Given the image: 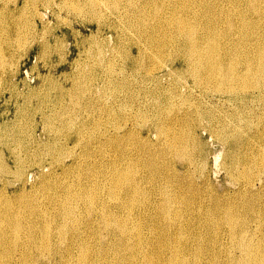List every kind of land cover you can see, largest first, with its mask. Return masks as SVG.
Masks as SVG:
<instances>
[{
	"label": "bare ground",
	"instance_id": "bare-ground-1",
	"mask_svg": "<svg viewBox=\"0 0 264 264\" xmlns=\"http://www.w3.org/2000/svg\"><path fill=\"white\" fill-rule=\"evenodd\" d=\"M9 1V0H7ZM41 1V0H40ZM45 1V0H44ZM46 0L45 2H47ZM50 1V0H49ZM52 1V0H51ZM54 1V0H53ZM69 1V0H68ZM73 1V0H72ZM70 1V2H72ZM76 1V0H75ZM82 1V0H81ZM84 1V0H83ZM106 0H87V5L92 9L91 14H95L93 10L95 8H99L102 4L103 6ZM108 1V0H107ZM111 1V3H110ZM108 1L110 4H112V0ZM121 0H116L114 4V8L118 10L117 6L118 2ZM7 3V5L10 4ZM23 2V1H22ZM34 2H37L36 0ZM61 2V1H59ZM67 2V0L64 1V3ZM80 2V1H79ZM78 1L76 3H79ZM124 2V1H123ZM123 2L121 4H123ZM1 3V2H0ZM3 4L4 0L2 1ZM13 3V2H12ZM11 3V4H12ZM43 4V2H40ZM55 3V2H53ZM74 3V2H73ZM81 3V2H80ZM79 3V5H80ZM86 1L84 2V4ZM125 3V2H124ZM27 2L25 3L26 6ZM33 4V3H31ZM38 4V2H37ZM45 4V3H44ZM43 4V5H44ZM59 4V3H57ZM66 4V3H65ZM68 4V3H67ZM108 4V3H107ZM126 4V3H125ZM128 4V5H127ZM127 6L126 7V20L127 24L125 23V27L129 28L130 31V36L129 38L132 39L130 41L132 44H135L134 46L137 47V54L133 55L134 50L131 49L130 52H127L128 50L126 49L125 53V60L129 62L130 64V69H131V74H143V78L146 77L151 81L157 82V86H163L161 82L162 79L168 76H173L174 72L178 73L177 68L178 67H183V72L181 75H184L186 80L182 81L183 83V88L180 89L177 87V85H174L173 87L171 86L170 88L165 90V94H167L168 99L165 100V102L168 104L167 106L163 104L162 101L157 100L153 105H150V109L148 110V113H144L141 108H139L140 111H136L133 116L134 122L130 121V118H128V114L131 113V110L128 114H126L124 109L127 107V105H130L132 108L134 107L131 104H128L129 101L127 100L125 94L122 95V97L119 99L117 102V108L115 110V114L113 115L114 117L118 118L119 121H122L121 123H117L118 125L114 128H116V133L113 135H107L109 129H103L100 132V139H93L92 143L94 144L99 143L97 148L101 147L99 149L100 151L103 149L104 146L111 145L110 149L113 146L116 148H119L120 150L117 149L118 154L120 156H117L116 160H110L108 162H97L99 160H93L95 161L93 164L92 163H86L85 165L87 166V169L89 172H85L84 174H81L82 177H80L79 180L70 183L69 185L63 186L64 189H62L60 193V203H57V209L58 211L56 212L55 215H57L60 218H63V220L60 222L63 223L60 226L58 224L55 226H58L55 228L51 227L50 221L46 218L43 219V223L41 222V227H24V224L22 223L21 219L17 215H19V211L16 214L13 212L16 210H12L7 204L8 207H3L4 210L3 212L0 211V264H55L58 262V264H200L201 261V251L194 250L196 249L195 246L198 243H203L202 241H206L209 239V242H220L219 239L217 238L218 236V231L222 226L229 227L228 230H226V235L228 236V239H231V244L232 247L235 249L237 248L238 251L240 250L241 256H232L229 255V258L227 259V264H264V249H263V244H264V237L262 236L261 238L254 239L253 237L247 235V221H246V216L244 217V213H247L248 210H255V208L252 205V202L247 199L248 193L254 192L253 188L256 186L255 181L257 179L259 183L262 182V179L259 178H250L251 174L249 175L250 170H248V162H251L250 160L255 159V155H249L247 154L244 150L248 148L254 147L256 140L253 137L246 136L244 134L243 125H236L227 123V120L225 121H220L218 119V116H215L216 114L213 113V109H204L203 105L198 104V103H192L194 99L192 98V102L189 101L188 98L186 100L184 99L185 94L182 92L186 93L187 90L191 91V94L194 92H199V94L202 97H209L208 102L210 104H213V99L218 98V100L222 101H227L231 102L230 104H233L236 106H243L246 107L250 101L254 99H259L263 100L264 99V0H128L127 1ZM14 5V4H13ZM22 5V4H21ZM24 5V4H23ZM51 5L50 3L48 6ZM60 5V4H59ZM64 5V4H62ZM70 5V4H68ZM67 5V7H68ZM75 5V4H74ZM73 5V6H74ZM79 6L78 4H76ZM75 5V6H76ZM82 5V4H81ZM85 5V8L86 6ZM19 6V5H17ZM35 4L34 9H35ZM45 6V5H44ZM72 6V4L70 5ZM73 6L71 9L72 10ZM84 7V5H82ZM82 6L77 7L78 11L82 10ZM236 6V7H235ZM237 6H239L237 8ZM31 7V6H30ZM47 7V6H46ZM45 7V9H46ZM50 7V6H49ZM52 7V6H51ZM58 7V5L56 6ZM62 7V6H59ZM66 7V6H65ZM102 7V6H101ZM109 7V5L105 6ZM111 7V6H110ZM112 7V8H113ZM231 7L232 9H230ZM7 8V7H6ZM22 8V7H21ZM24 8V7H23ZM27 8V7H25ZM29 8V7H28ZM44 8V7H43ZM48 8V7H47ZM76 8V9H77ZM84 8V9H85ZM88 8V7H87ZM111 8V9H112ZM14 9V8H13ZM16 9V7H15ZM39 9V7L37 8ZM50 9V8H49ZM67 9V8H65ZM80 9V10H79ZM106 9V8H104ZM109 9V8H108ZM7 10V9H5ZM20 10V9H19ZM27 11V9H25ZM56 10V9H54ZM60 10V9H59ZM68 10V9H67ZM68 10V11H69ZM101 10V9H100ZM121 10V9H120ZM123 10V9H122ZM12 11V10H11ZM9 10V12H11ZM24 12V10L22 9ZM48 11V10H47ZM62 11V10H61ZM60 11V13H61ZM73 11V10H72ZM71 11V12H72ZM75 11V10H74ZM73 11V13H75ZM97 11V10H96ZM110 11V10H109ZM116 11V10H114ZM13 12H15L13 10ZM21 12V11H20ZM35 12V11H34ZM51 12V11H50ZM58 12V11H57ZM67 12V11H66ZM70 12V13H71ZM77 12V11H76ZM81 12V11H80ZM78 12V13H80ZM84 12V11H82ZM81 12V13H82ZM86 12V11H85ZM105 12V11H104ZM103 12V13H104ZM108 12V11H107ZM106 12V13H107ZM112 12V11H111ZM119 12V11H118ZM123 12V11H122ZM120 12V13H122ZM4 13V12H3ZM2 13V15H4ZM16 13V12H15ZM19 13V12H18ZM36 13V12H35ZM34 13V15H35ZM38 13V12H37ZM36 13V14H37ZM40 13V11H39ZM38 13V16H39ZM42 13V12H41ZM53 13V10H52ZM69 13V15H71ZM77 13V15H78ZM80 13V14H81ZM113 13V12H112ZM8 14V13H7ZM13 14V13H12ZM11 14V15H12ZM28 14V13H26ZM86 14V13H85ZM102 14V13H101ZM115 15V13H113ZM1 15V16H2ZM11 15L9 18H11ZM14 15V14H13ZM12 15V24H10L8 30L10 32V37H13L15 35H20V33L23 32L22 29L23 26L20 25L19 20L16 21L15 16ZM25 15V14H22ZM43 15V14H41ZM55 15V14H54ZM63 15V14H62ZM76 15V13H75ZM84 15V13H83ZM87 15V14H86ZM100 15V14H98ZM107 15V14H106ZM110 15V12H109ZM112 15V14H111ZM118 15V14H117ZM31 16V13L30 15ZM44 16V15H43ZM46 16V15H45ZM58 16V15H56ZM55 16V17H56ZM67 16V15H66ZM73 16V15H72ZM80 16V15H78ZM89 16V15H88ZM94 16V15H93ZM97 16V15H95ZM101 16V15H100ZM124 15H122L123 17ZM256 16L257 18H255ZM5 17V16H4ZM36 17V15H35ZM65 17V15L63 16ZM68 17V16H67ZM66 17V18H67ZM76 17V16H75ZM74 17V18H75ZM98 17V16H97ZM111 17V16H110ZM121 17V16H120ZM121 17V18H122ZM1 18V17H0ZM7 18V17H6ZM20 18H24L20 16ZM25 18H27L25 16ZM41 18V16H39ZM44 18V17H43ZM42 18V21H43ZM62 18V17H61ZM72 18V17H71ZM79 18V17H78ZM83 18V17H82ZM99 18V17H98ZM116 17H114L115 20ZM119 18V17H118ZM2 19V18H1ZM30 19V18H29ZM32 19V18H31ZM46 18H44L45 20ZM59 19V18H58ZM65 19V18H64ZM90 19V18H88ZM103 19V15L102 18ZM109 19V18H108ZM6 20V19H5ZM8 20V19H7ZM10 20V19H9ZM28 20V19H27ZM62 20V19H61ZM71 20V19H69ZM111 20V18H110ZM118 20V19H117ZM122 20V19H121ZM124 20V19H123ZM122 20V21H123ZM26 21V20H24ZM23 21V22H24ZM29 21V20H28ZM33 21V20H32ZM40 21V20H39ZM41 21V22H42ZM51 21V20H50ZM100 21V20H99ZM108 21V20H107ZM2 22V21H1ZM6 22V21H5ZM22 22V23H23ZM35 22V20H34ZM45 22V21H44ZM49 20L47 21V23ZM60 22V21H59ZM64 22V21H63ZM66 22H69L68 20ZM65 22V23H66ZM76 22V21H75ZM74 22V23H75ZM126 22V21H125ZM8 23V22H6ZM32 23V22H31ZM50 23V22H49ZM55 23V22H52ZM88 23V22H87ZM93 23V22H92ZM95 23V21H94ZM108 23V22H107ZM114 23V22H113ZM112 23V24H113ZM121 24L122 22L119 21ZM124 23V22H123ZM25 24V23H24ZM34 24V23H33ZM36 24V22H35ZM43 24V23H42ZM51 24V23H50ZM56 24V23H55ZM58 24H61L58 23ZM99 24V22H98ZM102 24V23H101ZM115 24V23H114ZM3 25V24H2ZM8 25V24H7ZM29 25V24H28ZM46 25V24H45ZM53 25V24H52ZM51 25V26H52ZM65 25V24H64ZM94 25V24H93ZM22 26V28H21ZM33 26V25H32ZM31 26V27H32ZM35 26V25H34ZM37 26V25H36ZM43 26V25H42ZM63 26V25H62ZM67 26V25H66ZM71 26V25H70ZM82 26V24H81ZM117 26V25H116ZM122 26V25H121ZM124 26V25H123ZM122 26V27H123ZM2 27V26H1ZM0 27V28H1ZM4 27V26H3ZM6 27V26H5ZM27 27V26H26ZM30 27V25H29ZM30 27V28H31ZM40 27V26H39ZM65 27V26H64ZM63 27V28H64ZM99 27V26H98ZM97 27V28H98ZM112 27V26H111ZM121 27V28H122ZM45 28V26H44ZM48 28V25H47ZM61 28V27H60ZM66 28V27H65ZM118 28V27H117ZM5 29V28H4ZM22 29V31H21ZM29 29V28H28ZM27 29V30H28ZM35 29V28H34ZM32 27V30H34ZM37 29V28H36ZM41 29V28H40ZM50 29V28H48ZM47 29V30H48ZM69 29V28H68ZM73 29V27H72ZM103 29V28H102ZM31 30V29H30ZM53 30V28H52ZM74 30V29H73ZM77 30V29H76ZM115 30V29H114ZM126 30V29H125ZM2 31V30H1ZM4 31V30H3ZM51 31V30H50ZM47 32L48 33H50ZM101 31V29H100ZM120 31V30H119ZM122 31V30H121ZM120 31V32H121ZM128 31V30H127ZM26 32V31H25ZM34 32V31H33ZM43 32V31H42ZM53 32V31H52ZM51 32V34H52ZM73 32V31H71ZM79 32V31H78ZM103 32V31H102ZM123 32V31H122ZM3 33V32H2ZM6 33V32H5ZM24 33V32H23ZM27 33V32H26ZM25 33V34H26ZM32 32H29L30 34ZM40 33V32H39ZM38 33V34H39ZM63 33V32H62ZM99 33V32H98ZM101 33V32H100ZM126 33V32H125ZM124 33V34H125ZM128 33V34H129ZM1 34V32H0ZM36 34V33H35ZM55 34V33H54ZM68 34V33H67ZM72 34V33H71ZM123 34V33H121ZM123 34V35H124ZM6 35V34H5ZM4 35V37H5ZM8 35V36H9ZM24 35V34H22ZM41 35V34H40ZM42 34L41 36H43ZM92 35V34H91ZM98 35V34H97ZM100 35V34H99ZM98 35V36H99ZM16 36V37H17ZM29 36V35H28ZM31 36V34H30ZM30 36L28 38H30ZM33 36V34H32ZM37 36V34H36ZM47 36V35H46ZM63 36V35H62ZM61 36V37H62ZM79 36V35H78ZM83 36V35H82ZM89 36V35H88ZM87 36V37H88ZM110 36V35H109ZM235 36L238 38H235ZM8 37V38H10ZM20 37V36H19ZM39 37V36H38ZM53 37V35H52ZM86 37V38H87ZM92 37V36H90ZM115 37V36H114ZM121 37V36H120ZM118 36V39L120 38ZM2 38V37H1ZM27 39V37H23ZM41 38V37H39ZM38 38V40H40ZM43 38V37H42ZM46 38V37H44ZM59 38V37H58ZM83 38V37H82ZM102 38V37H101ZM106 38V37H104ZM117 38V36H116ZM124 38V37H123ZM254 42H250L249 40ZM14 39V38H13ZM20 41L22 40L19 38ZM32 39V38H31ZM33 39H36V37ZM48 39V36H47ZM52 39V38H51ZM97 39V38H96ZM93 39V40H96ZM99 39V38H98ZM107 39V38H106ZM110 39V38H109ZM115 39V38H114ZM5 40V39H3ZM12 40V38H11ZM28 40V39H27ZM25 40V41H27ZM60 40V39H59ZM90 41V39H88ZM225 40V41H224ZM2 41V40H1ZM0 41V42H1ZM10 39L8 40L9 43ZM24 42V40H22ZM32 41V40H31ZM37 41V40H36ZM35 41V43H36ZM56 41V40H55ZM99 43V40H97ZM101 41V40H100ZM103 41V40H102ZM101 41V42H102ZM227 41V42H226ZM16 45H19L18 41H14ZM22 42V43H23ZM28 42V41H27ZM26 42V43H27ZM30 42V41H29ZM41 42V41H40ZM43 42V40H42ZM41 42V43H42ZM93 42V41H92ZM90 41V43H92ZM113 42V41H112ZM122 42V41H121ZM125 42V40H124ZM3 43V41L1 42ZM0 43V44H1ZM13 43V42H12ZM18 43V44H17ZM21 43V44H22ZM25 43V44H26ZM33 43V42H32ZM32 43H28L32 44ZM39 43V42H37ZM89 43V44H90ZM119 43V42H118ZM11 44V43H10ZM9 44V45H10ZM24 44V43H23ZM44 44V43H43ZM41 44V46L43 45ZM48 44V43H47ZM55 44V43H54ZM61 44V42H60ZM59 44V45H60ZM63 44V43H62ZM86 44V43H85ZM88 44V43H87ZM97 44V43H95ZM113 44V43H112ZM128 44V42L126 43ZM50 45V44H49ZM57 45V44H56ZM65 45V44H64ZM75 45V44H74ZM92 45V44H91ZM105 45V42H104ZM116 45V44H115ZM122 45V44H120ZM130 45V43H129ZM1 46V45H0ZM4 44H2V47ZM6 46V45H5ZM12 46V44L10 45ZM14 46V44H13ZM24 46V45H23ZM31 46V45H30ZM48 46V45H47ZM98 46V44H97ZM101 46V45H100ZM106 46V45H105ZM128 46V45H127ZM1 47V48H2ZM8 47V45H7ZM17 47V48H16ZM16 51L18 49V46H16ZM46 47V46H45ZM55 47V46H54ZM61 47V46H60ZM64 47V46H63ZM62 47V48H63ZM102 47V46H101ZM118 47V46H116ZM114 47V48H116ZM120 47V46H119ZM25 46L23 47V49ZM32 48V47H31ZM66 48V47H65ZM95 48V47H94ZM99 49V47H97ZM130 49V47L128 46ZM132 48V47H131ZM169 48L177 49V54L176 57L172 56L173 51L168 50ZM3 49V48H2ZM22 49V47L20 48ZM43 49V47H42ZM45 49V48H44ZM92 49V48H91ZM101 49V48H100ZM106 49V48H105ZM111 49V48H110ZM118 49V48H117ZM122 49V48H121ZM136 49V48H135ZM1 50V49H0ZM26 50V49H25ZM23 50V52L25 51ZM48 51V49L46 48ZM58 50V49H57ZM54 50V51H57ZM63 50L64 53V48L60 49V51ZM84 50V47H83ZM82 50V51H83ZM93 50V49H92ZM91 50V51H92ZM104 50V47H103ZM115 50V49H114ZM120 50V49H119ZM118 50V51H119ZM168 50V52H167ZM6 52V50H4ZM3 50L0 51V54H3ZM9 51V50H8ZM7 51V52H8ZM15 51V52H16ZM30 51V50H29ZM37 52L36 50H34ZM53 51V52H54ZM59 51V52H60ZM66 51V50H65ZM98 51V50H97ZM169 51H172L170 53ZM31 52V51H30ZM46 52V51H45ZM50 52V51H49ZM80 52V51H79ZM94 52V51H93ZM99 52V51H98ZM102 52V51H101ZM112 52V51H111ZM123 53L122 51H120ZM19 53H22L20 50ZM25 53V52H24ZM28 52H26L27 54ZM44 53V51H43ZM58 53V52H57ZM92 53V52H91ZM97 53V52H95ZM104 52H102V55ZM110 53V52H109ZM176 53V52H175ZM18 54V53H17ZM29 54V53H28ZM45 54V53H44ZM51 54V53H49ZM49 54L47 56H49ZM60 53H58L59 55ZM89 54V53H88ZM87 54V55H88ZM93 54V53H92ZM114 54V53H113ZM119 54V53H118ZM115 53V55H118ZM4 55V54H3ZM16 55V54H14ZM22 55V54H21ZM20 55V56H21ZM39 55V54H38ZM96 55V54H95ZM101 55V56H102ZM114 55V56H115ZM13 56V55H11ZM10 56V58H12ZM26 56V55H25ZM52 56V55H50ZM49 56V57H50ZM54 56V55H53ZM56 56V55H55ZM85 56V55H84ZM90 56V54H89ZM94 56V55H92ZM90 56V59L92 58ZM97 56V55H96ZM95 56V57H96ZM100 56V55H99ZM112 56V54H111ZM114 56L112 57L114 59ZM121 56V55H118ZM5 57V56H4ZM16 57V56H14ZM19 57V56H17ZM86 57V56H85ZM105 58V55L102 56ZM101 57V58H102ZM108 57V56H107ZM122 57V56H121ZM3 59V57H1ZM6 58V57H5ZM9 58V56H8ZM20 58V57H19ZM22 58V57H21ZM41 58V57H40ZM39 58V59H40ZM61 58V57H60ZM65 58V57H64ZM79 58V57H78ZM100 57H97V59ZM111 58V60H113ZM117 58V57H116ZM115 58V60H117ZM162 58H167L169 63H165L164 65H159L160 61L159 59ZM0 59V60H2ZM45 59V57H42V60ZM63 59V56H62ZM84 59V58H82ZM96 59V58H92ZM109 59V58H108ZM120 59V58H119ZM118 59V60H119ZM5 60V59H4ZM7 60V58H6ZM9 60V59H8ZM21 60V59H20ZM27 60V59H26ZM35 60V59H34ZM46 60V59H45ZM76 61V59H74ZM73 60V61H74ZM100 60V59H99ZM114 60V61H115ZM121 60V59H120ZM147 60V62H146ZM12 61V59H11ZM13 61H16L15 58ZM41 61V60H39ZM44 61V60H43ZM65 61V59H64ZM74 61V62H75ZM88 61V60H87ZM91 61V60H90ZM89 61V64H90ZM94 61V60H93ZM110 61V60H109ZM123 61V60H122ZM2 62V61H1ZM0 62V63H1ZM6 62V61H5ZM19 63L18 61H16ZM21 62V61H20ZM38 62V61H37ZM63 62V61H62ZM59 61V64L62 63ZM67 62V60H66ZM73 62V63H74ZM78 62V61H77ZM81 61H79L80 63ZM103 62V60H102ZM162 62V61H161ZM9 63V62H8ZM6 64L8 67L9 64ZM46 63V62H45ZM99 63H101L99 61ZM107 63V61H106ZM105 63V64H106ZM109 63V62H108ZM126 63V62H125ZM15 64V63H14ZM34 64V63H33ZM58 64V62H57ZM66 64V63H65ZM84 64V63H82ZM94 64V63H93ZM110 64V63H109ZM112 64V63H111ZM114 64V62H113ZM128 64V63H127ZM162 64V63H161ZM1 65V64H0ZM12 65V64H11ZM10 65V66H11ZM64 65V64H63ZM86 65V64H85ZM99 65V64H98ZM97 65V66H98ZM121 65V64H120ZM159 65V66H158ZM5 66V65H3ZM5 66V68H6ZM13 66V65H12ZM11 66V67H12ZM37 67V65H35ZM44 66V65H43ZM60 66V65H59ZM81 66V65H80ZM87 66V65H86ZM95 66V65H94ZM103 66V65H102ZM108 66V65H107ZM116 66V65H115ZM119 66V65H118ZM126 66V65H124ZM2 67V66H0ZM15 67V66H14ZM45 67V66H44ZM73 67V66H72ZM83 67H85L83 65ZM82 67V70L84 69ZM100 67V66H99ZM3 68V67H2ZM1 68V69H2ZM13 68V67H12ZM16 68V67H15ZM54 68V67H53ZM53 68L51 70H53ZM59 68V67H58ZM78 68V67H77ZM76 68V69H77ZM89 68V67H88ZM7 69V68H6ZM80 69V68H78ZM92 69V68H91ZM114 69V68H113ZM116 69V68H115ZM127 69V68H125ZM4 70V68H3ZM19 70V69H18ZM86 70V69H85ZM93 70V69H92ZM7 70H5L6 72ZM13 71V69H12ZM17 71V70H16ZM14 70V72L16 73ZM32 71V70H31ZM30 71V72H31ZM71 71V70H70ZM73 71V70H72ZM77 71V70H76ZM79 71V70H78ZM84 71V70H83ZM87 71H90L87 70ZM87 71H85L87 73ZM101 71V70H100ZM104 71V69H103ZM102 71V73H103ZM115 71V70H114ZM181 71V70H180ZM38 72V71H37ZM84 72V74H85ZM105 72V71H104ZM113 72V71H112ZM123 72V71H122ZM128 72V70H127ZM143 72V73H142ZM3 73V72H2ZM13 73V72H12ZM27 73V72H26ZM82 73V72H79ZM77 72V76L79 74ZM90 73V72H88ZM87 73V74H88ZM8 74V73H7ZM18 74V73H17ZM34 74V73H33ZM40 74V73H39ZM81 74V75H84ZM110 74V73H109ZM114 74V73H113ZM117 74V73H116ZM124 74V73H123ZM129 74V73H128ZM127 74V75H128ZM128 75V76H131ZM50 75V74H49ZM64 75V74H63ZM90 75H92L90 73ZM95 75V73H94ZM180 75V74H179ZM5 76V75H4ZM14 76V75H12ZM41 76V75H40ZM59 76V75H58ZM80 76V74H79ZM111 76V75H110ZM121 76V75H120ZM138 76V75H137ZM176 76V75H175ZM174 76V77H175ZM2 77V76H1ZM15 77V76H14ZM27 77V76H26ZM44 77V76H43ZM67 76H65V80ZM87 77V75H86ZM140 77V76H139ZM188 77L191 78V83L188 84ZM25 78V77H24ZM60 78V77H59ZM68 78V77H67ZM75 78V76H74ZM79 78V77H78ZM76 78V79H78ZM84 78V76H82ZM80 80H83V79ZM93 78V76H92ZM112 78V77H111ZM110 78V79H111ZM118 78V76H117ZM133 78V77H132ZM176 78V77H175ZM178 78V77H177ZM16 79V78H15ZM71 79V78H70ZM121 85L123 87H127L126 83L128 82V79L121 78ZM9 80V79H8ZM21 80V79H20ZM25 80V79H24ZM29 80V79H28ZM73 80V79H72ZM87 80V79H85ZM171 79H169L170 81ZM2 81V80H0ZM4 81V80H3ZM2 81V82H3ZM30 81V80H29ZM44 81V80H43ZM89 81V80H87ZM99 81V80H98ZM130 81V80H129ZM134 81V79H133ZM131 80V82H133ZM176 81V80H175ZM8 82V81H7ZM22 82V80L20 81ZM76 82V81H75ZM74 82V83H75ZM80 82V81H79ZM82 82V81H81ZM103 82V81H101ZM110 82V81H108ZM119 82V81H118ZM144 82V80H142ZM190 82V81H189ZM10 83V82H9ZM8 83V84H9ZM12 83V82H11ZM78 83V82H77ZM84 83V82H83ZM87 83V82H86ZM99 83V82H98ZM104 83V82H103ZM135 83V82H133ZM140 83V81L138 82ZM5 84V83H3ZM62 84V83H61ZM73 84V83H72ZM94 83H92L93 85ZM108 84V83H107ZM112 84V82L109 83V85ZM132 84V83H131ZM130 84V85H131ZM141 84V83H140ZM139 84V85H140ZM176 84V83H175ZM14 85V83H13ZM18 85V84H17ZM39 85V84H38ZM75 85V84H74ZM78 85V84H76ZM81 84H79L80 87ZM91 85V83H90ZM99 85V84H98ZM103 85V84H102ZM117 85V84H116ZM1 90H2V85ZM7 86V85H6ZM5 86V87H6ZM11 86V85H10ZM20 86V85H19ZM48 86V85H47ZM72 86V85H71ZM84 86V85H83ZM94 86V85H93ZM101 86V85H100ZM107 86V85H106ZM112 86V85H111ZM110 86V88H111ZM86 87V86H85ZM115 87V86H114ZM125 87V88H126ZM137 87V86H136ZM142 87V86H141ZM140 87V88H141ZM152 87V86H151ZM150 87V89H151ZM18 88V87H17ZM15 88V89H17ZM21 88V86H20ZM72 88V87H70ZM76 88V87H75ZM84 88V87H83ZM90 88H92L90 86ZM107 88V87H105ZM109 88V86H108ZM10 89V88H9ZM78 89V88H77ZM94 89H98V87H94ZM93 89V90H94ZM122 89V88H121ZM124 89V88H123ZM122 89V90H123ZM156 90V88H153L152 90ZM161 89V88H160ZM187 89V90H186ZM72 90V89H71ZM89 90V86H88ZM87 90V91H88ZM106 90V89H105ZM143 90V89H142ZM149 90L148 91L154 95V91ZM162 90V89H161ZM5 91V90H4ZM25 91V90H24ZM74 91V90H73ZM100 91V90H99ZM98 91V92H99ZM109 91V90H108ZM120 91V90H119ZM127 91V90H126ZM157 91V90H156ZM21 92V91H20ZM54 92V91H53ZM76 92V91H75ZM82 92V91H81ZM114 92V91H113ZM128 92V91H127ZM131 92V91H130ZM133 92V91H132ZM140 92V90H139ZM138 92V93H139ZM208 92V93H207ZM6 93V92H5ZM69 93V92H68ZM74 93V92H73ZM90 93V92H89ZM92 93V91H91ZM90 93V94H91ZM106 93V92H105ZM104 93V94H105ZM142 93V92H141ZM15 94V93H14ZM25 94V93H24ZM27 94V93H26ZM63 94V93H62ZM85 94V93H84ZM101 94V93H100ZM115 94V93H114ZM113 94V95H114ZM117 94L118 91H117ZM129 94V93H128ZM134 94V92H133ZM157 94V93H156ZM159 94V92H158ZM197 94V93H195ZM198 94V96H199ZM209 94V95H208ZM77 95H81L77 94ZM96 95V94H94ZM136 95V94H135ZM162 94H160L161 96ZM194 95V94H193ZM59 96V94H58ZM62 96V95H60ZM88 96V95H87ZM111 96V95H110ZM125 96V97H124ZM197 96V95H196ZM10 97V96H9ZM77 98L78 96L75 95ZM97 97V96H96ZM99 97V96H98ZM102 97V96H101ZM106 97V94H105ZM116 97V96H115ZM25 99V97H23ZM22 98V99H23ZM59 98V97H58ZM68 98V97H67ZM79 98V97H78ZM77 98V100H78ZM88 98V97H87ZM94 98V97H93ZM92 98V99H93ZM109 98V97H108ZM133 98V96H131ZM141 98V97H140ZM198 98V97H197ZM200 98V99H201ZM29 100V98H27ZM35 99V98H34ZM74 99V98H70ZM81 99V98H80ZM100 99V98H97ZM106 99V98H105ZM110 99V98H109ZM113 99V97H112ZM130 99V98H129ZM134 99V98H133ZM137 99V98H136ZM162 99V98H161ZM183 99L184 102H187L188 104H191L187 106L188 108L181 113V114H175L173 116L170 115V112H166V109L169 106H172L174 109L178 108L177 106L180 102H177V100ZM199 99V100H200ZM8 100V99H7ZM83 100V99H82ZM85 100V99H84ZM89 100V99H88ZM95 100V99H94ZM116 100V98H115ZM115 100H111L114 101ZM205 100V98H204ZM5 101V100H3ZM11 101V100H10ZM26 101V100H25ZM67 101V100H66ZM69 101V100H68ZM105 102V100H103ZM128 101V102H127ZM135 101V100H134ZM148 101V100H147ZM29 102V101H28ZM26 102V103H28ZM75 107L78 108L80 103L76 101ZM79 105H78V103ZM91 102V101H90ZM101 102V99L100 101ZM96 102V103H99ZM131 102V101H130ZM143 102V101H141ZM182 102V101H181ZM197 102V101H194ZM199 102V101H198ZM203 103V101L201 100ZM205 102V101H204ZM216 102V101H215ZM31 103V102H30ZM67 107H68V103ZM73 103V102H72ZM94 103V102H93ZM111 103V102H110ZM134 103V102H133ZM147 103V102H146ZM150 103V102H149ZM153 103V102H151ZM186 103V104H187ZM5 104V103H4ZM33 104V103H32ZM36 104V102H35ZM71 104V102L69 103ZM88 104V103H87ZM103 104V103H101ZM108 104V103H107ZM138 104V103H137ZM182 104V103H180ZM185 104V105H186ZM193 104V106H192ZM195 104V105H194ZM229 104V105H230ZM7 105V104H6ZM10 105V104H9ZM14 105V104H13ZM27 105V104H26ZM91 105V104H90ZM98 105V104H96ZM136 105V103H135ZM145 105V104H144ZM206 105V104H205ZM218 105V103H217ZM254 105V104H253ZM264 105V104H263ZM74 106V105H72ZM72 106H70L72 108ZM81 106V105H80ZM93 107L94 104H92ZM106 107L105 105H102ZM110 106V104H109ZM112 106V105H111ZM140 106V104H139ZM182 106V105H181ZM234 106V107H235ZM5 107V106H4ZM16 107V106H15ZM68 107V108H70ZM85 107V105H83ZM99 107V106H98ZM103 107V110H104ZM138 107V106H137ZM148 107V105H147ZM146 107V108H147ZM180 107V106H179ZM186 107V106H185ZM191 107V108H190ZM212 107V106H211ZM210 107V108H211ZM225 107V106H224ZM67 108V112H69ZM70 108V109H71ZM82 108V106H81ZM86 108V107H85ZM92 108V107H91ZM97 108V107H96ZM107 108V107H106ZM113 108V107H112ZM183 108V107H182ZM228 108V107H227ZM261 108V107H260ZM6 109V108H5ZM10 109V108H9ZM74 109V108H73ZM72 109V110H73ZM79 109V108H78ZM77 111H80L78 110ZM84 109V108H83ZM82 109V110H83ZM95 109V108H94ZM94 109H91L92 111ZM102 109V107H101ZM110 109V107H109ZM130 109V108H129ZM173 109V110H174ZM180 109V108H179ZM251 109V108H250ZM254 109V107H253ZM258 109V108H257ZM75 112L76 109H74ZM81 110V111H82ZM87 110V109H85ZM84 110V112H85ZM98 111L100 108L97 109ZM112 110V109H111ZM111 110H108V112H111ZM152 110V112H150ZM220 110V109H219ZM232 110V108H231ZM261 110V109H260ZM4 111V110H3ZM8 111V110H7ZM50 111V110H49ZM62 111V110H61ZM88 111H90L88 109ZM101 111V110H100ZM106 110H104L105 112ZM178 111V109H177ZM180 111V110H179ZM258 111V110H257ZM2 112V111H1ZM71 112V111H70ZM69 112V113H70ZM74 112V111H72ZM71 112V113H72ZM74 112V113H75ZM81 112V113H84ZM97 112V111H96ZM102 112V114L104 113ZM107 112V111H106ZM225 112V109H224ZM228 112V111H227ZM231 112V111H230ZM229 112V113H230ZM239 112V111H238ZM249 112V111H248ZM263 112V111H262ZM9 113V112H8ZM173 113V112H172ZM180 113V112H179ZM6 114V113H5ZM53 114V113H52ZM56 114V113H55ZM61 114V112H60ZM76 114V113H75ZM79 114V113H78ZM87 113H84V115ZM89 114V113H88ZM100 114V113H99ZM97 113V116L99 115ZM101 114V118H102ZM108 114V113H107ZM219 114V113H218ZM246 114V112H245ZM255 114V113H254ZM258 114V113H257ZM256 114V115H257ZM15 115V114H14ZM68 114L63 115V119L67 116ZM71 117L69 118H72ZM93 115H96L94 113ZM92 117L94 118V116ZM105 115V114H104ZM109 115V114H108ZM222 115V111L221 114ZM226 115V114H225ZM233 115V114H232ZM235 115V114H234ZM249 115V114H248ZM1 116V115H0ZM4 116V115H3ZM51 116V115H50ZM78 116V115H77ZM83 116V115H81ZM112 116V115H111ZM131 116V115H130ZM262 116V115H261ZM16 117V115H15ZM62 116H56V119ZM76 117L73 115V118ZM79 117V116H78ZM107 117V116H106ZM209 118V125L206 126L207 124L204 123V119ZM228 117V116H227ZM237 117V116H236ZM260 117V116H259ZM28 118V117H27ZM81 118V117H80ZM79 118V120H80ZM84 118V116H83ZM90 118V117H88ZM100 118V117H99ZM108 118V117H107ZM106 118V119H107ZM111 118V117H110ZM108 119V121L110 120ZM115 118V119H116ZM150 118V119H149ZM153 118L155 120H153ZM232 118V117H231ZM239 118H242V114H239ZM14 119V118H13ZM62 119V120H63ZM76 119V118H75ZM229 119V118H228ZM237 119V118H236ZM248 119V118H247ZM250 119V118H249ZM262 119V118H261ZM16 120V119H15ZM18 120V119H17ZM45 120V119H44ZM53 120V119H52ZM95 120V119H94ZM98 120V119H97ZM105 120V119H104ZM113 120V119H112ZM216 120V121H213ZM252 120V119H251ZM257 120V118H256ZM5 122V120H2ZM7 121V120H6ZM12 121V120H11ZM59 121V120H58ZM76 121V122H75ZM75 123H77L78 119H76ZM82 121V120H81ZM254 121V120H253ZM252 121V122H253ZM55 122V121H54ZM62 122V121H61ZM65 122V120H64ZM71 122V119H70ZM72 122V123H73ZM88 122V121H87ZM96 125V128H101L103 127V120L100 122L102 126L96 121H93ZM137 123L138 127H146V134L143 135L140 131V128H136ZM143 122L144 124H141ZM244 122V121H243ZM263 122V121H262ZM9 123V122H7ZM11 123V122H10ZM24 123V122H23ZM22 123V124H23ZM27 123V122H26ZM53 123V122H52ZM63 123V122H62ZM67 123V121H66ZM69 123V121H68ZM71 123V125H72ZM82 123V122H81ZM108 123V122H107ZM111 123V122H110ZM115 123V122H114ZM139 123V124H138ZM257 123V122H256ZM259 123V121H258ZM1 124V123H0ZM3 125L5 123H2ZM46 124V123H45ZM57 124H60L57 122ZM64 124V123H63ZM182 124H186L187 128L181 130V132H177L175 130V127L177 125V128H179L178 125L183 126ZM205 124V125H204ZM244 124V123H243ZM249 124V123H248ZM8 125V124H7ZM10 125V124H9ZM42 125V124H41ZM52 125V124H51ZM55 125V123H54ZM68 125V124H67ZM74 125V124H73ZM72 125V126H73ZM77 125V124H76ZM84 125V123H83ZM81 125V126H83ZM91 125V124H90ZM105 125V124H104ZM109 125V124H108ZM140 125V126H139ZM256 125V124H255ZM44 129L45 126L43 125ZM50 126V125H49ZM63 128L65 125H62ZM70 126V125H69ZM67 126V127H69ZM86 126V125H85ZM4 127V126H3ZM56 128L57 125L55 126ZM80 127V126H79ZM248 127V126H247ZM258 127V126H257ZM14 128V127H13ZM27 128V127H26ZM36 128V127H35ZM49 128V127H48ZM47 128V129H48ZM52 128V126H51ZM54 128V127H53ZM78 128V127H77ZM95 128V126H94ZM145 128V129H146ZM185 128V127H184ZM43 129V128H42ZM43 129V130H44ZM62 130V128H60ZM68 129V128H67ZM80 129V128H79ZM86 129V128H85ZM91 129V128H90ZM89 129V130H90ZM246 129V128H245ZM244 129V130H245ZM264 129V128H263ZM32 130V129H31ZM38 130V129H37ZM53 130V129H50ZM49 130V131H50ZM81 130V129H80ZM79 130V131H80ZM88 130V129H87ZM96 130V129H95ZM129 130V131H128ZM180 130V128H179ZM198 130L203 131V132H209L211 137L216 136V138L220 139L222 143L223 148H227V146H234L233 151H237L239 154H243L244 152L247 154L245 155V158L243 159L244 162L242 163L240 158H236V155L232 157L231 164H229L226 160L224 163H222V166L228 171V174L230 175V179L233 180V183L237 187V195L238 199L234 200L232 199V195L229 196L228 200L223 198H220V196L216 195L217 193L208 190V193H205V188H204V183L207 182L208 180H200L199 182L198 179L191 180L186 184H180L179 182L174 181V179L167 177L162 169L159 170V162H158V157L165 156L167 157L168 149L173 152V155H175V161L173 162V167L176 172L179 170H185L186 172L192 169L191 164L192 162V157L190 156L191 151L188 150L190 148L188 144V139L193 140L197 142L196 140L198 136ZM60 131V130H59ZM63 131V130H62ZM67 131V130H66ZM62 132V133H67V132ZM72 131V130H70ZM78 131V130H76ZM82 132L83 129L81 130ZM79 132L82 134V132ZM92 131V130H91ZM94 131V130H93ZM122 131V133H120ZM254 131V130H253ZM252 131V132H253ZM48 132V131H47ZM58 132V131H57ZM96 132V131H95ZM99 132V130H98ZM136 132L137 136L139 137V143H136V141L133 140V144H126V139L127 136L130 134H133ZM50 133V132H49ZM48 133V134H49ZM56 133V132H55ZM86 133V132H85ZM89 133V132H88ZM94 133V132H93ZM92 132L90 134L93 135ZM97 133V132H96ZM206 133V134H207ZM6 134V133H5ZM36 134V133H35ZM46 134V133H45ZM68 134V133H67ZM75 134V132H74ZM80 134H77L80 135ZM88 134V135H90ZM154 134L157 136L164 135L165 139L162 137H157L158 141L159 139L162 140L160 141L161 143L164 144L165 147H162L160 149H154L152 146H157L160 144L155 145L153 141L150 139V136ZM200 134V133H199ZM262 134V133H261ZM18 135V134H17ZM53 135V134H52ZM58 135V134H57ZM61 135V132L60 134ZM58 135V136H59ZM66 135V134H63ZM84 135V136H83ZM80 135L81 137H85L86 134ZM95 135V133H94ZM257 135V134H256ZM263 135V134H262ZM19 136V135H18ZM17 136V137H18ZM57 136V138H58ZM75 136V137H77ZM91 136V135H90ZM89 136V137H90ZM97 136V135H96ZM133 136V135H130ZM135 136V134H134ZM15 137V136H14ZM16 137V138H17ZM42 137V136H41ZM61 137V136H60ZM67 139L69 136H67ZM80 137V138H81ZM189 137V138H188ZM200 137V136H199ZM198 137V138H199ZM5 138V137H4ZM21 138V137H20ZM26 138V136H25ZM43 138V137H42ZM50 138V136H49ZM62 138V137H61ZM64 138V136H63ZM79 138V139H80ZM133 138V137H131ZM162 138V139H161ZM264 138V137H263ZM41 139V138H40ZM60 139V138H59ZM54 134V137H51L49 139V142L45 145H50L52 143L57 144V140ZM78 139V137H77ZM75 139V140H77ZM88 139V138H87ZM91 139V138H90ZM137 139V138H136ZM156 139V138H155ZM205 139V138H204ZM212 139V138H211ZM251 139V140H250ZM254 139V140H253ZM260 139V138H259ZM3 140V139H2ZM62 140V139H61ZM71 140V138H70ZM84 139H82L83 141ZM89 140V139H88ZM96 140V141H95ZM132 140V139H131ZM138 140V139H137ZM190 140V142H191ZM203 140V138H202ZM213 140V139H212ZM215 140V139H214ZM262 140V139H261ZM40 141V140H39ZM65 141H67L65 139ZM64 141V142H65ZM78 141V140H77ZM85 141H87L85 139ZM91 141V140H90ZM130 141V137L129 140ZM156 141V140H155ZM157 141V142H158ZM192 141V142H193ZM207 141V140H206ZM33 142V141H32ZM35 142V141H34ZM46 142V141H45ZM44 142V143H45ZM57 142V143H56ZM135 142V143H134ZM156 142V143H157ZM158 142V143H160ZM191 142V143H192ZM203 142V141H202ZM208 142V141H207ZM262 142V141H260ZM17 143V142H16ZM38 143V141H37ZM36 143V144H37ZM68 143V142H67ZM80 143V140H79ZM84 143V142H83ZM194 143V142H193ZM199 143V142H198ZM218 143V142H217ZM2 144V141H1ZM0 144V145H1ZM4 144V143H3ZM19 144V143H18ZM63 144V143H62ZM69 144V143H68ZM75 144V143H74ZM162 144V145H163ZM195 144V143H194ZM208 144V143H207ZM211 144V143H210ZM257 144V143H256ZM64 145V144H63ZM73 145V144H72ZM78 145V144H77ZM83 145L82 148V154L83 155H88L90 157L91 151L89 147V143L86 142V144H81ZM80 145V146H81ZM131 145V146H130ZM189 145V146H188ZM264 145V144H263ZM5 146V145H3ZM7 146V145H6ZM21 146V145H20ZM56 146V145H55ZM58 146V145H57ZM60 146V145H59ZM66 146V145H65ZM70 146V145H68ZM76 146V145H75ZM150 146V147H148ZM192 146V144H191ZM199 146V145H194ZM10 147V146H9ZM31 148V146H28ZM51 147V146H50ZM61 147V146H60ZM71 147V146H70ZM158 147V146H157ZM193 147V149H194ZM221 147V148H222ZM7 148V147H6ZM11 148V147H10ZM20 148V147H19ZM41 148V147H40ZM56 148V147H55ZM58 148V147H57ZM62 148V147H61ZM67 148V147H66ZM73 148V147H72ZM78 149V147H76ZM105 148V147H104ZM156 148V147H155ZM200 148V147H199ZM198 148V149H199ZM231 148V147H230ZM255 148V147H254ZM264 148V147H263ZM4 149V148H3ZM2 149V150H3ZM9 149V148H8ZM34 149V148H33ZM50 149V148H49ZM48 149V150H49ZM53 149V148H52ZM96 149V148H95ZM108 149V148H107ZM196 149V148H195ZM198 149L196 151H198ZM208 149V147H207ZM219 149V148H218ZM257 149V148H256ZM261 149V148H260ZM1 150V151H2ZM10 150V149H9ZM18 150V149H17ZM39 150V149H38ZM47 150V149H46ZM61 150V149H60ZM59 150V151H60ZM109 150V149H108ZM191 150V149H190ZM226 150V149H225ZM224 150V151H225ZM253 150V149H252ZM255 150V149H254ZM262 150V149H261ZM51 151V150H50ZM66 150H63V152ZM73 151V150H72ZM107 151V150H106ZM110 151V150H109ZM116 151V149H115ZM193 151V150H192ZM200 151V150H199ZM198 151V152H199ZM227 151V150H226ZM225 151V152H226ZM230 151V152H233ZM263 151V150H262ZM45 152V151H44ZM63 152L61 154H63ZM94 152V150H93ZM98 152V151H97ZM104 152V151H102ZM114 153V151H112ZM172 152H170V156L172 155ZM188 152V153H187ZM202 152V151H201ZM210 152V148H209ZM224 152V153H225ZM230 152L227 151V159H231ZM243 152V153H242ZM3 153V152H0ZM31 153V152H30ZM49 153V152H48ZM55 153V152H54ZM58 153V152H57ZM65 153V152H64ZM72 153V152H71ZM75 153V151H74ZM111 153V152H110ZM112 153V154H113ZM197 154V152H195ZM195 153L194 157H195ZM11 154V153H10ZM16 154V153H15ZM18 154V153H17ZM20 154V153H19ZM45 154V153H44ZM67 154V152H66ZM76 154V153H75ZM96 154V152H95ZM100 154V153H99ZM106 154V153H105ZM211 154V153H208ZM207 154V155H208ZM214 154V153H213ZM262 154V153H261ZM264 154V153H263ZM5 155V154H4ZM3 155V156H4ZM49 155V154H48ZM51 155V154H50ZM73 155V154H72ZM78 155V154H77ZM83 155H74V160L70 162L69 165L65 163V161L61 166H62V176L63 174H70L71 172H74L76 167L81 166L82 163H80L81 158L80 156ZM102 155V153H101ZM111 155V154H110ZM192 155V154H191ZM206 155V156H207ZM233 155V154H232ZM260 155V153H259ZM2 156V154H0ZM2 156V157H3ZM9 156V155H8ZM34 156V155H33ZM41 156V155H40ZM47 156V155H46ZM116 156V157H117ZM169 156V157H170ZM200 156V154H199ZM1 157V158H2ZM16 157V156H13ZM18 157V155H17ZM16 157V159H18ZM32 157V156H31ZM56 157V156H55ZM67 157V155H66ZM111 157V156H110ZM115 157V154H114ZM115 157V158H116ZM174 157V156H173ZM193 157V158H194ZM197 157V156H196ZM224 157V155H223ZM257 157V156H256ZM261 157V156H259ZM11 158V157H10ZM21 158V157H20ZM45 158V156H44ZM47 158V157H46ZM54 158V154H53ZM63 158V157H61ZM85 158V157H84ZM97 158V157H96ZM95 158V159H96ZM100 158V157H99ZM98 158V159H99ZM168 158V157H167ZM172 158V157H170ZM188 158V159H187ZM200 158V157H199ZM203 158V157H202ZM24 159V158H23ZM35 159V157H34ZM60 159V158H59ZM89 159V158H88ZM91 159V158H90ZM103 160L105 158H102ZM110 159V158H109ZM114 159V158H112ZM163 160V158H160V160ZM195 159V158H194ZM193 159V160H194ZM218 157L216 158V160ZM225 159V158H224ZM257 159V158H256ZM259 159V158H258ZM264 159V158H263ZM1 160V159H0ZM15 160V159H14ZM12 160V161H14ZM20 160V159H19ZM65 160V159H64ZM69 160V158H68ZM86 160V159H85ZM84 160V161H85ZM172 160V159H171ZM202 160V159H201ZM205 160V158H204ZM214 160V159H213ZM42 161V160H41ZM51 161V160H50ZM49 161V163H50ZM53 161V159H52ZM60 161V160H59ZM58 161V162H59ZM90 161V160H89ZM165 161V160H164ZM199 161V160H198ZM207 161V159H206ZM204 161V162H206ZM209 161V159H208ZM207 161V162H208ZM221 161V160H220ZM260 161V160H259ZM2 162V161H1ZM15 162V161H14ZM26 162V161H25ZM87 162V161H86ZM214 162V161H213ZM20 163V162H19ZM32 163V161H31ZM45 162H43L44 164ZM48 163V164H49ZM54 163V162H53ZM166 163V162H165ZM169 163V162H168ZM196 163V162H195ZM198 163V162H197ZM203 163V162H202ZM201 163V164H202ZM258 163V161H257ZM261 163V161H260ZM264 163V161H263ZM262 163V166H264ZM8 164V163H7ZM3 163L5 166L4 169L8 171L10 169L9 164L7 165ZM15 164V163H14ZM17 164V163H16ZM30 164V163H29ZM47 164V165H48ZM163 164V163H162ZM194 164V163H193ZM192 164V165H193ZM206 163H203V165ZM209 164V163H208ZM213 164V163H212ZM254 164V163H252ZM256 164V162H255ZM2 165V166H3ZM23 165V163L21 164ZM38 165V164H37ZM41 165V164H39ZM56 165V164H55ZM58 165V163H57ZM56 165V166H57ZM166 165V164H165ZM164 165V166H165ZM171 165V163H170ZM169 165V166H170ZM196 165V164H194ZM219 165V162H218ZM261 165V164H260ZM13 166V165H12ZM24 166V165H23ZM32 166V165H31ZM50 166V165H49ZM54 166V165H52ZM60 166V165H59ZM60 166V167H61ZM198 167V164L196 165ZM200 166V165H199ZM202 166V165H201ZM208 166V165H207ZM239 166H243L241 169H239ZM251 166V165H249ZM17 167V166H16ZM47 167V166H46ZM45 167V168H46ZM51 167V166H50ZM91 167V168H90ZM171 167V168H173ZM206 166H203L205 168ZM210 167V166H209ZM206 167V168H209ZM252 167V166H251ZM257 167V166H255ZM38 168V167H37ZM40 168V167H39ZM42 168V167H41ZM49 168V167H48ZM52 168V167H51ZM80 168V167H79ZM82 168V166H81ZM167 168V167H166ZM165 168V169H166ZM170 168V170H171ZM195 168V166H194ZM205 168V169H206ZM238 169L237 173L235 171ZM258 168H260L258 166ZM1 169V168H0ZM3 169V170H4ZM44 169V167H43ZM42 169V171H43ZM57 169V168H56ZM84 169V168H83ZM82 169V170H83ZM199 169V168H198ZM218 169V168H217ZM220 169V168H219ZM236 169V170H235ZM253 169V168H252ZM262 169V168H261ZM2 170V169H1ZM16 170V169H15ZM29 170V169H28ZM33 170V169H32ZM48 170V169H47ZM50 170V169H49ZM86 170V169H85ZM167 170V169H166ZM165 170V171H166ZM173 170V169H172ZM183 170V171H184ZM257 170V169H256ZM5 171V172H6ZM10 171V170H9ZM8 171V174H9ZM39 171V170H38ZM45 171V170H44ZM54 171V169H53ZM78 171V170H77ZM81 171V170H80ZM168 171V170H167ZM208 171V170H207ZM215 171V170H214ZM223 171V170H222ZM254 171V170H253ZM258 171V170H257ZM264 171V170H263ZM3 172V171H2ZM1 172V173H2ZM12 172V169H11ZM35 172V171H34ZM56 172V171H55ZM170 172V171H168ZM175 172V171H174ZM173 172V173H174ZM185 172V173H186ZM188 172V173H189ZM193 172V171H192ZM191 172V173H192ZM203 172V171H202ZM201 172V173H202ZM249 172V173H248ZM44 173V172H43ZM48 174V172H46ZM52 174V172H50ZM78 173V172H77ZM76 173V174H77ZM186 173V174H188ZM200 173V172H199ZM200 173V174H201ZM213 173V172H212ZM218 173V172H217ZM221 173V172H220ZM254 173V172H253ZM258 173V172H257ZM256 173V174H257ZM261 173V172H260ZM258 173V175L260 174ZM3 174V173H2ZM1 174V175H2ZM5 174V173H4ZM26 174V173H25ZM35 174V173H34ZM40 174V173H39ZM58 174V173H56ZM72 174V175H73ZM79 174V173H78ZM177 174V173H176ZM181 174V173H180ZM204 174V173H203ZM210 174V172L208 173ZM255 174V175H256ZM263 174V173H261ZM29 176V174H27ZM26 175V177H27ZM31 175V174H30ZM42 175V174H41ZM44 175V174H43ZM49 175V174H48ZM47 175V176H48ZM54 175V174H53ZM171 175V174H170ZM190 175V174H189ZM194 175V174H193ZM192 175V176H193ZM227 175V174H226ZM225 175V177H226ZM257 175V176H258ZM46 176V178H47ZM60 176V175H57ZM56 176V177H57ZM65 176V175H64ZM68 176V175H67ZM71 176V175H70ZM179 176V175H178ZM184 176V175H183ZM199 176V175H198ZM254 175H252L253 177ZM261 176V175H260ZM10 177V176H9ZM39 177V176H37ZM36 177V178H37ZM49 177V176H48ZM52 177V175H51ZM55 177V175H54ZM53 177V178H54ZM66 177V176H65ZM101 177H103V183L101 180ZM177 177V176H176ZM175 177V179H176ZM186 177V176H184ZM183 177V178H184ZM205 177V176H204ZM212 177V176H211ZM240 177L246 178V181H240ZM1 178V177H0ZM36 178L33 179L36 181ZM45 178V177H44ZM72 178V177H71ZM77 178V177H76ZM179 178V177H178ZM182 178V176H181ZM192 178V177H190ZM200 178V177H199ZM206 178V177H205ZM210 178V176L208 177ZM5 179V178H4ZM52 179V178H51ZM65 179V178H64ZM73 179L75 177L73 176ZM78 179V178H77ZM100 179V180H99ZM180 179V178H179ZM193 179V178H192ZM226 179V178H225ZM2 180V179H1ZM0 180V181H1ZM39 180V179H38ZM42 180V178H41ZM48 180V179H47ZM66 180V179H65ZM70 180V179H69ZM183 179H181L182 181ZM185 180V179H184ZM187 180V179H186ZM242 180V179H241ZM245 180V179H244ZM7 181V180H4ZM9 181V180H8ZM11 181V180H10ZM33 181V183L35 182ZM43 181V180H42ZM46 181V180H45ZM72 181V180H71ZM70 181V182H71ZM216 181V180H215ZM226 181V180H225ZM13 182V181H11ZM9 183V185L11 184ZM19 182V181H18ZM41 182V181H40ZM48 182V181H47ZM57 182V179H56ZM186 182V181H185ZM230 182V181H229ZM257 182V183H258ZM37 183V182H35ZM49 183V182H48ZM52 184V181L50 182ZM62 183V182H61ZM210 183V182H209ZM263 183V182H262ZM2 184V182H1ZM16 184V183H15ZM23 184V183H21ZM27 184V183H25ZM42 184V183H41ZM55 184V180H54ZM65 184V183H64ZM207 184V183H206ZM14 185V184H13ZM43 185V184H42ZM49 185V184H47ZM59 185V184H58ZM63 185V184H62ZM61 185V186H62ZM209 185V184H207ZM16 186V185H15ZM26 186V185H25ZM24 186V188H26ZM34 186V185H33ZM38 186L39 185L38 183ZM52 186V185H51ZM55 188L57 185H54ZM262 186V184H261ZM260 186V187H261ZM264 186V185H263ZM31 191H32V186ZM36 187V186H35ZM235 187V188H236ZM6 188V187H5ZM41 188V187H40ZM47 188V187H45ZM44 188V189H45ZM50 188V187H49ZM48 188V189H49ZM53 188V187H52ZM51 188V189H52ZM58 188V187H57ZM62 188V187H61ZM210 188V187H209ZM234 188V189H235ZM4 189V188H3ZM20 189V188H19ZM30 189V188H29ZM36 191V188H34ZM43 189V188H42ZM208 189V188H207ZM206 189V190H207ZM213 189H215L213 187ZM233 189V190H234ZM258 189V188H257ZM263 189V188H262ZM39 190V187H38ZM56 190V189H55ZM59 190V188H58ZM8 191V190H7ZM21 191V190H20ZM42 191V190H41ZM40 191V192H41ZM44 191V190H43ZM51 191V190H50ZM50 191H48L50 194ZM60 191V190H59ZM251 191V192H249ZM258 192L259 189L257 190ZM23 191H21V195ZM27 192V191H26ZM30 192V191H28ZM24 194H29V193ZM38 192V191H37ZM47 192V191H46ZM54 192V189H53ZM223 192V191H222ZM6 192H4L5 194ZM31 193V192H30ZM34 193V192H33ZM32 193V194H33ZM42 193V192H41ZM52 193V192H51ZM56 193V192H55ZM1 194V192H0ZM31 194V195H32ZM40 194L36 193L35 195ZM225 194V193H224ZM230 194V192L226 193V195ZM232 194V193H231ZM254 194H257V192ZM259 194V193H258ZM10 195V194H9ZM25 195V196H26ZM30 195V196H31ZM43 195V194H42ZM53 195V193H52ZM51 195V196H52ZM59 197V194H57ZM221 195V194H220ZM3 196V195H2ZM1 196V200H2ZM6 196V194H5ZM24 196V195H23ZM24 196V197H25ZM33 196V195H32ZM41 196V195H39ZM36 196V197H39ZM259 196V195H258ZM12 197V196H11ZM10 197V198H11ZM19 197V194H18ZM15 196V199L17 200L18 198ZM25 200L27 197H25ZM34 197V196H33ZM55 197V195H54ZM57 197V196H56ZM104 197L106 198H112L114 200L113 204H108L106 203ZM222 197V195H221ZM232 197V198H231ZM7 198V197H4ZM9 198V196H8ZM13 198V197H12ZM53 198V196L51 197ZM49 197V201L51 199ZM227 198V197H226ZM254 198V197H252ZM32 199V197L30 198ZM29 199V200H30ZM35 199V198H34ZM32 199V201L34 200ZM43 197L41 198V200ZM58 199V198H57ZM211 199V200H210ZM258 199V198H257ZM8 200V199H7ZM13 200V201H14ZM26 199V201H29ZM53 202L54 199H52ZM21 201V200H20ZM31 201V200H30ZM29 201V202H30ZM35 201V200H34ZM38 201V200H37ZM43 201V200H42ZM59 201V200H58ZM108 201H110L108 199ZM107 201V202H108ZM112 201V200H111ZM110 201V202H111ZM24 202V201H23ZM48 202V201H47ZM52 202V203H53ZM57 202V200H56ZM55 202V203H56ZM1 203V202H0ZM5 203V202H4ZM35 202H33L34 204ZM37 203V202H36ZM45 203V202H44ZM51 203V204H52ZM3 204V201H2ZM6 204V203H5ZM4 204V205H5ZM13 204V203H12ZM16 204V203H14ZM13 204V205H14ZM29 204V203H28ZM12 205V206H13ZM17 205H19L17 203ZM22 205V203L20 204ZM19 205V206H20ZM31 205V202H30ZM35 205V210L39 212L40 215H47V209H43L40 204H34ZM50 205V204H47ZM54 205V204H53ZM6 206V205H5ZM18 206V207H19ZM52 206V205H51ZM15 207V205L13 206ZM17 207V206H16ZM27 208V206H25ZM55 207V206H54ZM0 208H2L0 206ZM45 208V207H44ZM49 208V206H48ZM52 208V207H51ZM6 209V210H5ZM13 209V208H12ZM20 209V207H19ZM17 209V210H19ZM25 209V208H24ZM30 208L27 210L29 211ZM54 209V208H53ZM52 209V210H53ZM79 209H85V211H80ZM259 209V208H258ZM262 209V208H261ZM21 210V209H20ZM33 210V209H32ZM51 210V209H50ZM56 210V208L54 209ZM53 210V211H54ZM23 211V210H21ZM260 211V210H258ZM263 211V210H262ZM120 212V213H119ZM187 213L189 215V219L187 220V227L185 225L178 226L180 224H184L183 220L184 217L182 216L183 214ZM55 213V211H54ZM250 213V211H249ZM257 213V212H256ZM260 213V212H259ZM31 214V213H30ZM38 214V213H37ZM38 214V215H39ZM128 214V215H126ZM197 215L198 219H192L190 220V216ZM258 214V213H257ZM22 215V213L20 214ZM36 215V214H34ZM52 215V214H51ZM131 215H133V221ZM248 215V214H247ZM251 215V214H250ZM263 215V213H262ZM26 216V215H25ZM30 216V215H29ZM37 216V215H36ZM54 216V215H53ZM139 218H138V217ZM186 216V217H187ZM254 216V213H253ZM264 216V215H263ZM45 217V216H44ZM57 217V218H58ZM183 217V219H182ZM196 217V218H197ZM260 217V216H258ZM29 218V217H28ZM37 218V217H36ZM54 218V217H52ZM163 218V222L161 219ZM249 218V217H248ZM27 219V218H26ZM25 219V220H26ZM30 219V218H29ZM33 219V218H32ZM41 219V220H42ZM131 219V220H130ZM255 219V218H254ZM253 219V220H254ZM36 220V219H35ZM186 220V218H185ZM194 220V221H193ZM252 220V221H253ZM24 221V220H23ZM249 221V220H248ZM257 221H260L259 218ZM25 222V221H24ZM27 222V221H26ZM40 222V221H39ZM53 222V221H52ZM97 222L99 223V226L96 227ZM162 222V223H161ZM179 222V224H176ZM32 223V221H31ZM150 223V225H149ZM186 223V221H185ZM251 223V222H250ZM258 223V222H257ZM36 224V223H35ZM82 224H85L86 227H80ZM154 224V226L152 225ZM259 224V223H258ZM263 224V222H262ZM30 225V223H29ZM28 225V226H29ZM33 225V224H32ZM40 225V224H39ZM151 226V227H148ZM189 225H192L193 227H190ZM260 225V224H259ZM259 225L257 227H259ZM8 226V227H5ZM34 226V225H33ZM164 226V227H163ZM175 226V227H173ZM178 226V227H176ZM209 226V227H207ZM211 226V227H210ZM251 227V224H250ZM262 227V226H260ZM209 232V235L211 237L206 238L204 231ZM204 230V231H203ZM224 231V230H223ZM256 231V230H255ZM151 232V233H150ZM207 234V233H206ZM208 235V236H209ZM255 237V236H254ZM221 238V243L223 242V237ZM55 239V240H54ZM209 243V244H210ZM208 244V245H209ZM220 244V243H219ZM217 246V245H216ZM229 246V245H228ZM186 248L191 251L190 255L192 254L191 257H188L186 255ZM77 251H76V250ZM203 250V249H202ZM209 253L211 252L212 249H208ZM225 250V249H224ZM231 250V249H229ZM206 251V250H205ZM217 250H212L213 254V259L211 264H219V259L218 256L216 258L214 257V254ZM219 251V250H218ZM223 251V250H221ZM219 251L217 254L221 253ZM225 252V251H224ZM188 253V254H189ZM228 253V251L226 252ZM230 253V252H229ZM222 254V253H221ZM216 255V254H215ZM207 256V255H206ZM210 257V256H209ZM207 258V257H206ZM215 258V259H214ZM209 259V258H208ZM210 264V263H209Z\"/></svg>",
	"mask_w": 264,
	"mask_h": 264
},
{
	"label": "rangeland",
	"instance_id": "rangeland-1",
	"mask_svg": "<svg viewBox=\"0 0 264 264\" xmlns=\"http://www.w3.org/2000/svg\"><path fill=\"white\" fill-rule=\"evenodd\" d=\"M2 1L3 0H0V17L2 18H0V32H1V34H0V41L2 40L3 41V43H1L0 45V51H4V50H6V52L4 51V52H2L3 54H0V59H2L1 57H3V59L2 60H0V66H2L3 68H4V70H3V68L2 67H0V80H4L3 82L2 81H0V84L2 85V90H1V86H0V144H1V141H2V144L0 145V152H3V153H0V154H2V156H0V168L2 169H0V192H1V194H0V206L2 207V208H0V211H2L3 212V210H4V208L3 207H8L9 206V203H16V204H14L15 205V207H13L14 205L11 203L10 204V206L9 207H12V208H10L11 210H12V212H13V210H16V211H14L13 213L14 214H16L17 215V213H18V211H19V215H17L19 218L21 217V218H23V219H21V221H22V223L24 224V227H41V222L43 223V219L42 218H46L47 216H49V217H47V219L50 221V223H53V225L51 224V227H53V228H55L56 229V227H58L59 226V223H57V222H60V220L62 221L63 220V218H60V217H58L57 215H55L56 214V212L58 211V209H57V206L59 205H57V203H60V199H61V197H60V193H61V191H62V189H64L63 188V186H65V185H69L70 183H73V182H75V181H77V180H79L80 179V177H82L81 176V174H84L85 172H89L88 170V168H87V166L85 165L86 163H94L95 161H93V160H99V161H97V162H100V161H103V162H108V161H110V160H116L117 158H119L118 156H120L119 154H118V151H117V149L118 150H120L119 148H115L114 147V149H113V146H112V148L110 149V147H111V145H108L107 147L106 146H104L103 147V149L100 151L99 149H101V147L98 149L97 148V146L99 145V143H96V142H98L99 140H101L100 139V132H101V130H103V129H105V127H106V129H109L108 130V133H107V135L109 136V135H113V134H115L116 133V128H114V127H116L119 123H121L122 121H119V119L118 118H116V117H114L113 115L115 114V110H116V108H117V105H118V101H119V99L122 97V95H124L125 94V96L126 97H128L127 98V100L129 101V103L128 104H131L132 103V105L134 106L133 108L130 106V105H127V107L124 109V111L123 112H125L126 114H128L129 112H130V110H131V113H129L128 114V118H130V121L132 122H134V118H133V116L132 115H134V113L136 112V111H140L139 110V108H141V105H142V108H141V110H143V112L144 113H148L149 111V109L151 108L150 107V105L152 104H154L157 100H160V101H162L163 102V104L164 105H168L166 102H165V100L166 99H168V98H166V97H168L167 96V94H165L164 92H165V90L166 89H168V88H170L171 86L173 87L174 85H177V87L178 88H180V89H182L183 88V83L184 82H182L183 80L185 81L186 80V78H185V76L184 75H181L182 74V72H183V67H178L177 68V71H178V69H179V71H178V73H176V71L174 72V75L173 76H168V77H165L164 79H162V81L163 82H161L162 84H163V86H160L159 87V85L157 86V82H155V81H151V80H149L148 78H146V77H142V76H144V73L143 74H131V67H130V64H129V62L128 61H126L125 60V51H126V49L128 50L127 52H130V50L131 49H133L134 50V52H133V55H136L137 54V47H135L136 45L135 44H132L131 42H133V41H130V40H132V39H130L129 38V36H130V33H129V31H130V29L129 28H127V27H125L126 25L128 26V24H127V20H126V14H124V12H126V7L125 6H127L128 4H127V1L128 0H121L120 2H118V4H120L119 6H117V8H119L118 10L116 9V7L114 8L113 6H114V2L116 1V0H112V4H110L111 3V1L110 0H108V1H110V3L106 0L105 1V3H104V5L105 6H107V5H109V7H105V6H103V4L97 9V8H95V10H93L94 12H95V14H91L90 15V13L92 12V9L87 5V0H67V2H65L64 3V1L65 0H48L47 2H45L44 0H36L37 2H38V4H37V2H34L35 0H12V2H10V4L9 5H7V3H9V1H11V0H9V1H7V0H4V3L5 4H3L2 3ZM23 1V2H22ZM59 1H61V2H59ZM70 1H72V2H70ZM79 2L80 3V5H79V3H76V2ZM86 1V3L84 4V2ZM99 1H102V0H99ZM127 4H125L124 2ZM27 2V4H26V6H25V3ZM40 2H43V4L45 5H43L42 3H40ZM53 2H55V3H53ZM74 2V3H73ZM123 2V4H121ZM12 3V4H11ZM31 3H33V4H31ZM51 4V5H49L48 6V4ZM57 3H59V4H57ZM72 4V6L75 4H78L80 7L82 6V5H84V7L82 6V10H80L81 12L82 11H84V12H80V11H78V8L77 7H79V6H73V8H72V10L76 13V15H75V13H73V11L72 10H69V8L71 9V7L72 6H70V5H68V4ZM108 3V4H107ZM114 3V4H113ZM14 4V5H13ZM22 4V5H21ZM24 4V5H23ZM34 4L36 5L35 6V9L36 10H32V9H34V7H32V5L34 6ZM62 4H64V5H62ZM82 4V5H81ZM17 5H19V6H17ZM58 5V7H56ZM67 5H68V7H67ZM85 5H87L86 6V8H85ZM113 5V6H112ZM31 6V7H30ZM48 8H47V7ZM52 6V7H51ZM59 6H62V7H59ZM66 6V7H65ZM111 6V7H110ZM7 7V8H6ZM15 7H16V9H15ZM22 7V8H21ZM24 7V8H23ZM25 7H27V8H25ZM29 7V8H28ZM39 7V9H37ZM44 7V8H43ZM45 7H46V9H45ZM88 7V8H87ZM113 7V8H112ZM128 7V6H127ZM236 7V6H235ZM239 6H237V8H238ZM14 8V9H13ZM50 8V9H49ZM65 8H67V9H65ZM77 8V9H76ZM85 8V9H84ZM104 8H106V9H104ZM109 8V9H108ZM112 8V9H111ZM230 9H232L231 7H229ZM5 9H7V10H5ZM20 9V10H19ZM22 9L24 10V12L22 11ZM25 9H27V11L25 10ZM54 9H56V10H54ZM60 9V10H59ZM101 9V10H100ZM121 9V10H120ZM123 9V10H122ZM9 10L11 11V12H9ZM13 10L16 12H13ZM48 10V11H47ZM52 10H53V13H52ZM62 10V11H61ZM97 10V11H96ZM110 10V11H109ZM114 10H116V11H114ZM21 11V12H20ZM37 13H39V11H40V13H39V16H41V18H39V16H38V13L36 14L35 12ZM51 11V12H50ZM58 11V12H57ZM60 11H61V13H60ZM67 11V12H66ZM72 11V12H71ZM77 11V12H76ZM86 11V12H85ZM91 11V12H90ZM105 11V12H104ZM108 11V12H107ZM115 13V15L112 13ZM119 11V12H118ZM123 11V12H122ZM4 12V13H3ZM19 12V13H18ZM42 12V13H41ZM71 12V13H70ZM78 12H80V13H78ZM104 12V13H103ZM107 12V13H106ZM109 12H110V15H109ZM120 12H122V13H120ZM2 13L4 14V15H2ZM8 13V14H7ZM14 15H13V14ZM26 13H28V14H26ZM30 13H31V16H29L30 15ZM34 13H35V15H36V17H35V15H34ZM69 13L71 14V15H69ZM77 13H78V15H80V16H78L77 15ZM83 13H84V15H83ZM87 15H86V14ZM93 13V12H92ZM102 13V14H101ZM127 13V12H126ZM13 16H15V18H16V21L17 20H19V23H20V25H22L23 26V28H22V26H21V28L22 29H24L23 30V32L22 33H20V35H15V36H13V37H10V32H9V30H8V28H9V26H10V24H12V15ZM22 14H25V15H22ZM41 14H43V15H41ZM55 14V15H54ZM63 14V15H62ZM98 14H100V15H98ZM107 14V15H106ZM112 14V15H111ZM118 14V15H117ZM2 15V16H1ZM10 15H11V18H9L10 17ZM46 15V16H45ZM56 15H58V16H56ZM65 15V17H63ZM68 17H67V16ZM73 15V16H72ZM89 15V16H88ZM94 15V16H93ZM95 15H97V16H95ZM102 15H103V19H100V18H102ZM122 15H124L123 17H122ZM5 16V17H4ZM20 16H22V17H24V18H20ZM25 16L27 17V18H25ZM56 16V17H55ZM76 16V17H75ZM111 16V17H110ZM122 18H121V17ZM7 17V18H6ZM46 18L45 20H44V18ZM62 17V18H61ZM67 17V18H66ZM72 17V18H71ZM75 17V18H74ZM79 17V18H78ZM83 17V18H82ZM114 17H116L115 18V20H114ZM119 17V18H118ZM255 18H257L256 16H254ZM30 18V19H29ZM32 18V19H31ZM42 18H43V21H42ZM59 18V19H58ZM65 18V19H64ZM88 18H90V19H88ZM109 18V19H108ZM110 18H111V20H110ZM6 19V20H5ZM8 19V20H7ZM10 19V20H9ZM29 21H28V20ZM62 19V20H61ZM69 19H71V20H69ZM118 19V20H117ZM123 21H122V20ZM24 20H26V21H24ZM33 20V21H32ZM34 20H35V22H36V24H35V22H34ZM40 20V21H39ZM49 20V22L51 23H47V21ZM51 20V21H50ZM69 21V22H66V21ZM100 20V21H99ZM108 20V21H107ZM2 21V22H1ZM8 22V23H6V22ZM24 21V22H23ZM42 21V22H41ZM45 21V22H44ZM61 22V24H58V23H60ZM64 21V22H63ZM76 21V22H75ZM94 21H95V23H94ZM119 21L120 22H122L121 24L119 23ZM126 21V22H125ZM23 22V23H22ZM32 22V23H31ZM52 22H55V23H52ZM66 22V23H65ZM75 22V23H74ZM88 22V23H87ZM93 22V23H92ZM98 22H99V24H98ZM108 22V23H107ZM115 24H114V23ZM124 22V23H123ZM25 23V24H24ZM34 23V24H33ZM43 23V24H42ZM102 23V24H101ZM113 23V24H112ZM125 23H126V25H125ZM3 24V25H2ZM8 24V25H7ZM30 25V27L32 26L33 27V29L34 30H32V27L30 28L29 27V25ZM46 24V25H45ZM53 24V25H52ZM65 24V25H64ZM81 24H82V26H81ZM94 24V25H93ZM35 25V26H34ZM37 25V26H36ZM43 25V26H42ZM47 25H48V28H50V29H48L47 28ZM52 25V26H51ZM63 25V26H62ZM67 25V26H66ZM71 25V26H70ZM117 25V26H116ZM123 27H122V26ZM4 26V27H3ZM6 26V27H5ZM27 26V27H26ZM40 26V27H39ZM44 26H45V28H44ZM66 28H65V27ZM99 26V27H98ZM112 26V27H111ZM61 27V28H60ZM64 27V28H63ZM72 27H73V29H72ZM98 27V28H97ZM118 27V28H117ZM122 27V28H121ZM5 28V29H4ZM29 28V29H28ZM37 28V29H36ZM41 28V29H40ZM52 28H53V30H52ZM69 28V29H68ZM103 28V29H102ZM22 29H21V31H22ZM28 29V30H27ZM31 29V30H30ZM48 29V30H47ZM77 29V30H76ZM100 29H101V31H100ZM115 29V30H114ZM126 29V30H125ZM2 30V31H1ZM4 30V31H3ZM51 30V31H50ZM121 32H120V31ZM128 30V31H127ZM27 33H26V32ZM34 31V32H33ZM43 31V32H42ZM50 31V33H48L47 34V32H49ZM53 31V32H52ZM71 31H73V32H71ZM79 31V32H78ZM103 31V32H102ZM3 32V33H2ZM6 32V33H5ZM29 32H32V33H30L31 34V36H30V34H28ZM40 32V33H39ZM51 32H52V34H51ZM63 32V33H62ZM99 32V33H98ZM101 32V33H100ZM126 32V33H125ZM26 33V34H25ZM37 34V36H36V34ZM39 33V34H38ZM55 33V34H54ZM68 33V34H67ZM72 33V34H71ZM121 33H125L124 35L123 34H121ZM129 33V34H128ZM6 34V35H5ZM22 34H24V35H22ZM32 34H33V36H34V38L36 37V39H33V36H32ZM42 34H44L43 36H41ZM92 34V35H91ZM99 36H98V35ZM4 35H5V37H4ZM9 35V36H8ZM30 36V38H28L29 36ZM48 36V39H47V36ZM52 35H53V37H52ZM63 35V36H62ZM79 35V36H78ZM83 35V36H82ZM89 35V36H88ZM110 35V36H109ZM17 36V37H16ZM20 36V37H19ZM22 36L23 37H27V39H25V38H22ZM41 37V38H39V37ZM62 36V37H61ZM88 36V37H87ZM90 36H92V37H90ZM115 36V37H114ZM116 36H117V38H116ZM118 36L120 37L119 39H118ZM2 37V38H1ZM8 37H10V38H8ZM43 37V38H42ZM44 37H46V38H44ZM59 37V38H58ZM83 37V38H82ZM87 37V38H86ZM102 37V38H101ZM104 37H106V38H104ZM124 37V38H123ZM238 37V36H237ZM236 36H235V38H237ZM11 38H12V40H11ZM14 38V39H13ZM19 38H21L22 40H24V42L21 40L20 41V39ZM32 38V39H31ZM38 38L40 39V40H38ZM52 38V39H51ZM97 38V39H96ZM99 38V39H98ZM110 38V39H109ZM115 38V39H114ZM3 39H5V40H3ZM10 39V41H9V43H8V40ZM60 39V40H59ZM88 39H90V41L92 42V43H90V41L88 40ZM93 39H96V40H93ZM130 39V40H129ZM252 39L253 38H251V40H249L250 42L252 41ZM25 40H27V41H25ZM32 40V41H31ZM37 40V41H36ZM42 40H43V42H42ZM56 40V41H55ZM97 40H99V43H98V41ZM102 42H101V41ZM124 40H125V42H124ZM236 40H238V38L236 39ZM14 41H18V43H19V45H16V43L14 42ZM30 41V42H29ZM35 41H36V43H35ZM42 43H41V42ZM113 41V42H112ZM122 41V42H121ZM225 41V40H224ZM13 42V43H12ZM24 44H23V43ZM27 42V43H26ZM33 42V43H32ZM37 42H39V43H37ZM60 42H61V44H60ZM104 42H105V45H104ZM119 42V43H118ZM128 42V44H126ZM227 42V41H226ZM252 42H254V40L252 41ZM12 44V46H10L11 44ZM17 43V44H18ZM22 43V44H21ZM26 43V44H25ZM28 43H32V44H29L28 45ZM44 43V44H43ZM48 43V44H47ZM55 43V44H54ZM63 43V44H62ZM86 43V44H85ZM88 43V44H87ZM90 43V44H89ZM95 43H97L98 44V46H97V44H95ZM113 43V44H112ZM129 43H130V45H129ZM2 44H4V46L2 47ZM10 44V45H9ZM13 44H14V46H13ZM41 44H43L42 46H41ZM50 44V45H49ZM57 44V45H56ZM60 44V45H59ZM65 44V45H64ZM75 44V45H74ZM92 44V45H91ZM116 44V45H115ZM120 44H122V45H120ZM6 45V46H5ZM7 45H8V47H7ZM25 46V48L23 49V47ZM31 45V46H30ZM48 45V46H47ZM102 47H101V46ZM130 47V49L128 48V46ZM135 45V46H134ZM16 46H18V49H17V51H16ZM46 46V47H45ZM55 46V47H54ZM61 46V47H60ZM64 46V47H63ZM116 46H118V47H116ZM120 46V47H119ZM3 49H2V48ZM16 47V48H15ZM22 47V49H20ZM32 47V48H31ZM42 47H43V49H42ZM64 48V53H63V50H61L60 51V49H63ZM66 47V48H65ZM83 47H84V50H83ZM95 47V48H94ZM97 47H99V49L97 48ZM103 47H104V50H105V53H103V55H102V52H104V50H103ZM114 47H116V48H114ZM132 47V48H131ZM45 48V49H44ZM46 48L48 49V51L46 50ZM93 50H92V49ZM101 48V49H100ZM106 48V49H105ZM111 48V49H110ZM118 48V49H117ZM122 48V49H121ZM136 48V49H135ZM26 49V50H25ZM58 49V50H57ZM115 49V50H114ZM120 49V50H119ZM125 51H124V50ZM9 50V51H8ZM22 51V53H19V51ZM23 50H25L24 52H23ZM31 52H30V51ZM34 50H36L37 52H35ZM54 50H57V51H54ZM66 50V51H65ZM83 50V51H82ZM92 50V51H91ZM99 52H98V51ZM119 50V51H118ZM168 50H172L171 48H169ZM168 50H167V52H168ZM8 51V52H7ZM16 51V52H15ZM43 51H44V53H43ZM46 51V52H45ZM50 51V52H49ZM54 51V52H53ZM60 51V52H59ZM80 51V52H79ZM94 51V52H93ZM102 51V52H101ZM112 51V52H111ZM120 51H122L123 53H121ZM172 51H173V53H172ZM172 51H169L170 53H172V56L173 57H176V54H177V49H173ZM26 52H28L27 54H26ZM60 53L59 55H58V53ZM93 54H92V53ZM95 52H97V53H95ZM110 52V53H109ZM176 52V53H175ZM1 53V52H0ZM18 53V54H17ZM49 53H51V54H49ZM90 54V56H92V55H94V56H92V58H96V59H93L92 60V58L90 59V56H89V54ZM114 53V54H113ZM115 53L116 54H118V55H121V56H118V55H115ZM14 54H16V55H14ZM22 54V55H21ZM39 54V55H38ZM49 54V56L50 55H52V56H47V55ZM88 54V55H87ZM97 56H96V55ZM111 54H112V56H111ZM11 55H13V56H11ZM21 55V56H20ZM26 55V56H25ZM54 55V56H53ZM56 55V56H55ZM86 57H85V56ZM100 55V56H99ZM104 56L105 55V58L104 57H102V56ZM115 55V56H114ZM7 58V60H6V58ZM8 56H9V58H8ZM10 56L12 57V58H10ZM14 56H16V57H14ZM17 56H19V57H17ZM45 57V59H43L42 60V57ZM62 56H63V59H62ZM96 56V57H95ZM108 56V57H107ZM114 56V59L112 58ZM22 57V58H21ZM41 57V58H40ZM61 57V58H60ZM65 57V58H64ZM79 57V58H78ZM97 57H100V58H98L97 59ZM102 57V58H101ZM119 59H117V58ZM15 58V60L16 61H18V59H19V63L17 62V64H16V61H13V59ZM40 58V59H39ZM82 58H84V59H82ZM109 58V59H108ZM111 58L113 59V60H111ZM115 58L117 59V60H115ZM5 59V60H4ZM9 59V60H8ZM11 59H12V61H11ZM21 59V60H20ZM27 59V60H26ZM35 59V60H34ZM64 59H65V61H64ZM74 59H76V61L74 60ZM100 59V60H99ZM39 60H41V61H39ZM66 60H67V62H66ZM75 62H74V61ZM88 60V61H87ZM91 60V61H90ZM102 60H103V62H102ZM110 60V61H109ZM115 60V61H114ZM123 60V61H122ZM6 61V62H5ZM21 61V62H20ZM38 61V62H37ZM59 61L60 62H62V63H60L59 64ZM78 61V62H77ZM79 61H81L80 63H79ZM89 61H90V64H89ZM99 61L101 62V63H99ZM106 61H107V63H106ZM159 61H160V63H159V65L161 66V65H164L165 63H169V61L167 60V58L165 59V58H162V59H159ZM162 61V62H161ZM9 62V63H8ZM46 62V63H45ZM57 62H58V64H57ZM74 62V63H73ZM110 64H109V63ZM113 62H114V64H113ZM126 62V63H125ZM146 62H147V60H146ZM8 63L9 65H8V67L6 66V64ZM15 63V64H14ZM34 63V64H33ZM66 63V64H65ZM82 63H84V64H82ZM94 63V64H93ZM106 63V64H105ZM112 63V64H111ZM128 63V64H127ZM162 63V64H161ZM13 66H12V65ZM64 64V65H63ZM87 66H86V65ZM99 64V65H98ZM121 64V65H120ZM3 65H5L6 66V68H5V66H3ZM13 67H11V66ZM35 65H37V67L35 66ZM45 67H44V66ZM60 65V66H59ZM81 65V66H80ZM83 65L85 66V67H83ZM95 65V66H94ZM98 65V66H97ZM103 65V66H102ZM108 65V66H107ZM116 65V66H115ZM119 65V66H118ZM124 65H126V66H124ZM158 65V66H159ZM16 68H15V67ZM73 66V67H72ZM100 66V67H99ZM54 67V68H53ZM59 67V68H58ZM80 68V69H78V68ZM82 67L84 68L83 70H82ZM89 67V68H88ZM130 67V68H129ZM2 68V69H1ZM53 68V70H51ZM77 68V69H76ZM93 70H92V69ZM114 68V69H113ZM116 68V69H115ZM125 68H127V69H125ZM12 69H13V71H12ZM19 69V70H18ZM86 69V70H85ZM90 69V71H87V70H89ZM103 69H104V71H103ZM5 70H7L6 72H5ZM14 70L16 71V73L14 72ZM32 70V71H31ZM71 70V71H70ZM73 70V71H72ZM77 70V71H76ZM79 70V71H78ZM101 70V71H100ZM115 70V71H114ZM127 70H128V72H127ZM181 70V71H180ZM31 71V72H30ZM38 71V72H37ZM85 71H87V73L88 72H90L92 75H90V73H86ZM102 71H103V73H102ZM113 71V72H112ZM123 71V72H122ZM3 72V73H2ZM13 72V73H12ZM27 72V73H26ZM77 72L79 73V72H82V73H79L80 74V76H79V74H78V76H77ZM84 72H85V74H84ZM8 73V74H7ZM18 73V74H17ZM34 73V74H33ZM40 73V74H39ZM94 73H95V75H94ZM110 73V74H109ZM114 73V74H113ZM117 73V74H116ZM124 73V74H123ZM129 73V74H128ZM50 74V75H49ZM64 74V75H63ZM81 74H84V75H81ZM130 75L131 74V76H128V75ZM180 74V75H179ZM5 75V76H4ZM12 75H14V76H12ZM41 75V76H40ZM59 75V76H58ZM86 75H87V77H86ZM111 75V76H110ZM121 75V76H120ZM138 75V76H137ZM176 75V76H175ZM2 76V77H1ZM27 76V77H26ZM44 76V77H43ZM65 76H67L66 77V79H68V80H65ZM74 76H75V78H74ZM82 76H84V78H82ZM92 76H93V78H92ZM117 76H118V78H117ZM140 76V77H139ZM176 78H175V77ZM25 77V78H24ZM60 77V78H59ZM79 77V78H78ZM112 77V78H111ZM126 78V79H128V82L126 83V85H127V87L125 88V87H123L120 83H121V78ZM133 77V78H132ZM178 77V78H177ZM16 78V79H15ZM71 78V79H70ZM76 78H78V79H76ZM83 79V80H80V79ZM111 78V79H110ZM9 79V80H8ZM22 80V82H20L21 80ZM25 79V80H24ZM30 81H29V80ZM73 79V80H72ZM85 79H87V80H89V81H87V80H85ZM133 79H134V81H133ZM169 79H171L170 81H169ZM44 80V81H43ZM99 80V81H98ZM130 80V81H129ZM131 80L133 81V82H135V83H133V82H131ZM142 80H144V82H142ZM176 80V81H175ZM188 84L189 83H191V78L190 77H188ZM8 81V82H7ZM76 81V82H75ZM80 81V82H79ZM82 81V82H81ZM101 81H103V82H101ZM108 81H110V82H112V84H110L109 85V83L110 82H108ZM119 81V82H118ZM140 81V83H138ZM190 81V82H189ZM10 82V83H9ZM12 82V83H11ZM75 82V83H74ZM78 82V83H77ZM84 82V83H83ZM87 82V83H86ZM99 82V83H98ZM3 83H5V84H3ZM9 83V84H8ZM13 83H14V85H13ZM62 83V84H61ZM73 83V84H72ZM90 83H91V85H90ZM92 83H94L93 85H92ZM108 83V84H107ZM132 83V84H131ZM176 83V84H175ZM18 84V85H17ZM39 84V85H38ZM75 84V85H74ZM76 84H78V85H76ZM79 84H81L80 85V87H79ZM99 84V85H98ZM103 84V85H102ZM117 84V85H116ZM131 84V85H130ZM140 84V85H139ZM7 85V86H6ZM11 85V86H10ZM21 86V88H20V86ZM48 85V86H47ZM72 85V86H71ZM84 85V86H83ZM101 85V86H100ZM107 85V86H106ZM112 85V86H111ZM6 86V87H5ZM86 86V87H85ZM88 86H89V90H88ZM90 86L92 87V88H90ZM98 87V89H94V87ZM108 86H109V88H108ZM110 86H111V88H110ZM115 86V87H114ZM137 86V87H136ZM142 86V87H141ZM152 86V87H151ZM18 87V88H17ZM70 87H72V88H70ZM76 87V88H75ZM84 87V88H83ZM105 87H107V88H105ZM141 87V88H140ZM150 87H151V89H150ZM10 88V89H9ZM15 88H17V89H15ZM78 88V89H77ZM123 90H122V89ZM153 88H156V90L154 89V90H152ZM162 90H161V89ZM72 89V90H71ZM94 89V90H93ZM106 89V90H105ZM143 89V90H142ZM148 89L149 90H152V91H154L155 93H154V95H152L149 91H148ZM5 90V91H4ZM25 90V91H24ZM74 90V91H73ZM88 90V91H87ZM100 90V91H99ZM109 90V91H108ZM120 90V91H119ZM128 92H127V91ZM139 90H140V92H139ZM187 90V89H186ZM21 91V92H20ZM54 91V92H53ZM76 91V92H75ZM82 91V92H81ZM91 91H92V93H91ZM99 91V92H98ZM114 91V92H113ZM117 91H118V93L119 94H117ZM131 91V92H130ZM134 92V94H133V92ZM6 92V93H5ZM69 92V93H68ZM74 92V93H73ZM91 94H90V93ZM106 92V93H105ZM139 92V93H138ZM142 92V93H141ZM158 92H159V94H158ZM15 93V94H14ZM25 93V94H24ZM27 93V94H26ZM63 93V94H62ZM81 93V95L79 96V95H77V94H80ZM85 93V94H84ZM101 93V94H100ZM106 94V97H105V94ZM115 93V94H114ZM129 93V94H128ZM157 93V94H156ZM183 94H185L186 96H184V99L186 100V98H188L189 99V101L190 102H192V100L194 99V101H197V102H192V103H198V104H200L201 103V105H203V107H205L204 109H213V111H215V112H213V113H215L216 115L215 116H218V119L222 122V121H224L225 119L227 120V123H231V121L232 120H234V121H232V123L231 124H236V125H243L244 126V128H243V131H244V134L246 135V136H249V137H253L255 140H256V143H255V145H254V147H252V148H248V149H246V150H244L247 154H249V152H250V154L249 155H252V154H254L255 155V159H251L250 161L251 162H248V164H247V168H248V170H250V172L251 173H249V175L251 174V176H249L250 178H261L262 179V182L261 183H259L258 182V180L259 179H257L256 181H255V183H256V186L253 188L254 190V192L256 193L257 192V194H254V192H251V191H249V192H251V193H248V195H247V199L249 200V201H253L252 202V205L254 206V207H257V208H255V210H248V212L247 213H244V217L246 218V221H247V225H246V227H247V235H249V236H251V237H253L254 239H257V238H261L262 236L264 237V166H262V163H263V161H264V99L263 100H259V99H254V100H252V101H250L249 102V104L246 106V107H243V106H241V105H239V106H237V108H236V106L235 105H233V104H230L229 102H227V101H224V100H218V98H215V99H213V104H210V103H207L208 102V99H209V97H202L201 98V95L199 94V92H194L193 94H191V91H189V90H187L186 91V93H184V92H182ZM195 93H197V94H195ZM208 93V92H207ZM58 94H59V96H58ZM94 94H96V95H94ZM114 94V95H113ZM136 94V95H135ZM160 94H162L161 96H160ZM189 94L191 95L190 97H192V98H190V97H187V96H189ZM198 94H199V96H198ZM60 95H62V96H60ZM75 95L76 96H78L77 98H78V100H77V98L75 97ZM88 95V96H87ZM111 95V96H110ZM197 95V96H196ZM209 95V94H208ZM10 96V97H9ZM97 96V97H96ZM99 96V97H98ZM102 96V97H101ZM116 96V97H115ZM124 96V97H125ZM131 96H133V98H131ZM23 97H25V99L23 98ZM59 97V98H58ZM68 97V98H67ZM88 97V98H87ZM94 97V98H93ZM110 99H109V98ZM112 97H113V99H112ZM141 97V98H140ZM198 97V98H197ZM23 98V99H22ZM27 98H29V100L27 99ZM35 98V99H34ZM70 98H74V99H70ZM81 98V99H80ZM93 98V99H92ZM97 98H100L101 99V102H99L100 101V99H97ZM106 98V99H105ZM115 98H116V100H115ZM123 98V97H122ZM130 98V99H129ZM137 98V99H136ZM162 98V99H161ZM201 98V99H200ZM204 98H205V100H204ZM8 99V100H7ZM83 99V100H82ZM85 99V100H84ZM89 99V100H88ZM95 99V100H94ZM200 99V100H199ZM3 100H5V101H3ZM11 100V101H10ZM26 100V101H25ZM67 100V101H66ZM69 100V101H68ZM75 100L76 101H80L79 103H80V105L82 106V108H81V106L79 105V103H78V108H76L77 107V105H76V107H75V104H76V102H75ZM103 100H105V102L103 101ZM111 100H115V102L114 101H111ZM135 100V101H134ZM148 100V101H147ZM201 100L203 101V103L201 102ZM29 101V102H28ZM91 101V102H90ZM127 101V102H128ZM131 101V102H130ZM141 101H143V102H141ZM182 101V102H181ZM199 101V102H198ZM205 101V102H204ZM216 101V102H215ZM26 102H28V103H26ZM31 102V103H30ZM35 102H36V104H35ZM66 102H71V104H69L68 103V107H70V106H72V105H74V106H72V108L70 109V108H68L67 107V103ZM73 102V103H72ZM94 102V103H93ZM96 102H99V103H96ZM111 102V103H110ZM134 102V103H133ZM147 102V103H146ZM150 102V103H149ZM151 102H153V103H151ZM177 102H180V103H182V104H180V103H177V104H179L177 107L178 108H173L172 106H169L167 109H166V112H170V115L171 116H173V115H175V114H181L183 111H184V108H185V110L188 108L187 106H189V105H191V104H188L187 102H184V100L183 99H181V100H177ZM5 103V104H4ZM33 103V104H32ZM88 103V104H87ZM101 103H103V104H101ZM108 103V104H107ZM135 103H136V105H135ZM138 103V104H137ZM187 103V104H186ZM217 103H218V105H217ZM7 104V105H6ZM10 104V105H9ZM14 104V105H13ZM27 104V105H26ZM91 104V105H90ZM92 104H94V106H96V107H93L92 106ZM96 104H98V105H96ZM109 104H110V106H109ZM139 104H140V106H139ZM145 104V105H144ZM186 104V105H185ZM194 104V105H195ZM206 104V105H205ZM230 104V105H229ZM254 104V105H253ZM83 105H85V107H83ZM102 105H105L106 107H104V106H102ZM112 105V106H111ZM147 105H148V107H147ZM182 105V106H181ZM5 106V107H4ZM16 106V107H15ZM99 106V107H98ZM138 106V107H137ZM180 106V107H179ZM186 106V107H185ZM192 106H193V104H192ZM212 106V107H211ZM225 106V107H224ZM235 106V107H234ZM92 107V108H91ZM101 107H102V109H101ZM103 107H104V110H106L105 112H104V110H103ZM109 107H110V109H109ZM113 107V108H112ZM147 107V108H146ZM183 107V108H182ZM211 107V108H210ZM228 107V108H227ZM253 107H254V109H253ZM261 107V108H260ZM6 108V109H5ZM10 108V109H9ZM67 108H68V110H69V112L71 111H74L75 112V110L74 109H76V111H77V109L78 110H80V111H77V112H67ZM74 108V109H73ZM84 108V109H83ZM95 108V109H94ZM98 108H100V110L98 111L97 109ZM130 108V109H129ZM180 108V109H179ZM191 108V107H190ZM231 108H232V110H231ZM251 108V109H250ZM258 108V109H257ZM73 109V110H72ZM83 109V110H82ZM85 109H87V110H85ZM88 109L90 110V111H88ZM91 109H94L93 111L91 110ZM112 109V110H111ZM174 109V110H173ZM177 109H178V111H177ZM220 109V110H219ZM224 109H225V112H224ZM261 109V110H260ZM4 110V111H3ZM8 110V111H7ZM50 110V111H49ZM62 110V111H61ZM82 110V111H81ZM84 110H85V112H84ZM108 110H111V112H108ZM180 110V111H179ZM183 110V111H182ZM258 110V111H257ZM2 111V112H1ZM97 111V112H96ZM182 111V112H181ZM221 111H222V115H220L221 114ZM228 111V112H227ZM231 111V112H230ZM239 111V112H238ZM249 111V112H248ZM263 111V112H262ZM9 112V113H8ZM60 112H61V114H60ZM81 112H84V113H87V114H85L84 115V113H81ZM102 112H104L103 114H102ZM150 112H152V110H150ZM173 112V113H172ZM180 112V113H179ZM230 112V113H229ZM245 112H246V114H245ZM6 113V114H5ZM53 113V114H52ZM56 113V114H55ZM79 113V114H78ZM89 113V114H88ZM94 113H96V115H93ZM97 113L99 114L98 116H97ZM109 115H108V114ZM153 113V112H152ZM219 113V114H218ZM255 113V114H254ZM258 113V114H257ZM16 115V117H15V115ZM65 114H68L67 116H68V118L66 117V119L64 118L63 119V115H65ZM71 114H73L74 116H76V117H74L73 118V115H72V118H69V117H71ZM101 114H102V118H101ZM105 114V115H104ZM226 114V115H225ZM233 114V115H232ZM235 114V115H234ZM239 114H242V118H239ZM249 114V115H248ZM257 114V115H256ZM4 115V116H3ZM51 115V116H50ZM62 116V118L61 117H59V118H57L56 119V116L58 117V116ZM79 117H78V116ZM81 115H83L84 116V118H83V116H81ZM92 115L94 116V118L92 117ZM112 115V116H111ZM131 115V116H130ZM262 115V116H261ZM108 118H107V117ZM228 116V117H227ZM237 116V117H236ZM260 116V117H259ZM28 117V118H27ZM81 117V118H80ZM88 117H90V118H88ZM100 117V118H99ZM111 117V118H110ZM232 117V118H231ZM14 118V119H13ZM78 119V121H77V123H75L76 121V119ZM79 118H80V120H79ZM107 118V119H106ZM110 118V120L108 121V119ZM116 118V119H115ZM229 118V119H228ZM237 118V119H236ZM248 118V119H247ZM250 118V119H249ZM256 118H257V120H256ZM262 118V119H261ZM16 119V120H15ZM18 119V120H17ZM45 119V120H44ZM53 119V120H52ZM63 119V120H62ZM70 119H71V122H70ZM95 119V120H94ZM98 119V120H97ZM105 119V120H104ZM113 119V120H112ZM150 119V118H149ZM252 119V120H251ZM2 120H5V122L4 121H2ZM7 120V121H6ZM12 120V121H11ZM59 120V121H58ZM64 120H65V122H64ZM82 120V121H81ZM103 120V123L105 124H103V127H101V128H96V125H94L95 123L93 122V121H96V123L98 122L99 124H100V122ZM153 120H155L154 118H153ZM225 120V121H226ZM254 120V121H253ZM55 121V122H54ZM64 123H62V122ZM66 121H67V123H66ZM68 121H69V123H68ZM73 121H75V122H73ZM88 121V122H87ZM209 121H210V119L209 118H207L206 117V119H204V123L205 124H207L206 126H208L210 123H209ZM212 121V120H211ZM210 121V122H211ZM213 121H216V120H213ZM244 121V122H243ZM253 121V122H252ZM258 121H259V123H258ZM263 121V122H262ZM7 122H9V123H7ZM11 122V123H10ZM24 122V123H23ZM27 122V123H26ZM53 122V123H52ZM57 122L58 123H60V124H57ZM73 122V123H72ZM82 122V123H81ZM108 122V123H107ZM111 122V123H110ZM115 122V123H114ZM257 122V123H256ZM2 123H5L4 125L2 124ZM23 123V124H22ZM46 123V124H45ZM54 123H55V125H54ZM71 123H72V125H71ZM83 123H84V125H83ZM118 123V124H117ZM244 123V124H243ZM249 123V124H248ZM8 124V125H7ZM10 124V125H9ZM42 124V125H41ZM52 124V125H51ZM68 124V125H67ZM77 124V125H76ZM91 124V125H90ZM102 124V123H101ZM100 124V126H102ZM109 124V125H108ZM134 124H136V128L138 129V128H140V127H138V125H137V123L135 122ZM139 124V123H138ZM141 124H144L143 122H141ZM204 124V125H205ZM256 124V125H255ZM43 125H47V126H45V128L46 129H44V126ZM50 125V126H49ZM57 125V127L58 128H56L55 126ZM62 125H65V127L63 128V126ZM70 125V126H69ZM81 125H83V126H81ZM86 125V126H85ZM183 126H181V125H178L179 126V128H180V130H179V128H177V125H176V127H175V130L178 132H181V130H183V129H186L187 128V126H186V124H182ZM4 126V127H3ZM51 126H52V128H51ZM67 126H69V127H67ZM80 126V127H79ZM94 126H95V128H94ZM140 126V125H139ZM248 126V127H247ZM258 126V127H257ZM14 127V128H13ZM27 127V128H26ZM36 127V128H35ZM49 127V128H48ZM54 127V128H53ZM78 127V128H77ZM185 127V128H184ZM44 130H43V129ZM48 128V129H47ZM60 128H62V130L65 132L66 130V132L68 133H62L63 131L60 129ZM68 128V129H67ZM82 130L83 129V131H85V132H82L80 129ZM86 128V129H85ZM91 128V129H90ZM146 127H141L140 128V131L142 132V133H144L143 135H145L146 133V130H147V128L145 129ZM246 128V129H245ZM32 129V130H31ZM38 129V130H37ZM50 129H53V130H50ZM88 129V130H87ZM90 129V130H89ZM96 129V130H95ZM101 129V130H100ZM245 129V130H244ZM50 130V131H49ZM60 130V131H59ZM70 130H72V131H70ZM76 130H78V131H76ZM82 132V134H80L79 132L80 131ZM92 130V131H91ZM94 130V131H93ZM98 130H99V132H98ZM254 130V131H253ZM48 131V132H47ZM58 131V132H57ZM97 133H96V132ZM129 131V130H128ZM253 131V132H252ZM50 132V133H49ZM56 132V133H55ZM60 132H61V135H59L60 134ZM74 132H75V134H74ZM89 132V133H88ZM90 132H94L95 133V135H94V133H93V135L92 134H90ZM6 133V134H5ZM36 133V134H35ZM46 133V134H45ZM49 133V134H48ZM120 133H122V131L120 132ZM200 133V134H199ZM207 132H203V131H200V130H198V133H197V135L196 136H200L199 138L197 137V139L198 140H196L197 142H195V141H193V140H191V142L193 141L196 145H199V146H195L194 147V143L192 142H190V140L188 139V144L190 145H188L190 148H188V150L189 151H191V152H189L190 153V156L192 157H194V154L193 153H195V152H197V154L195 153V159L192 157L191 159H192V162L194 163V164H198V167L196 166V165H194L193 163V165L191 164V170H190V172L189 171H185L184 169V171L183 170H179L178 172H176V170H174V167H173V162L176 160L175 159V155H173V152L172 151H170L169 149H168V153H167V157H165V156H160V157H158L159 159H158V166H159V170L160 169H162V168H164V169H162L161 171H163L165 174H168V175H166L167 177H169V178H171V176H172V174H173V176H175L176 177V179H175V177H172V179H174V181H177V182H179V180H180V184H186V183H188L189 181L191 182V180H195V179H198L199 180V182H201L200 180H208L207 182H203L204 183V188H205V193H208V190L209 191H211V189H212V191H214V192H216L217 194L216 195H218V196H220V198H223V200L225 199V201H226V199L228 200V198H229V196H231L232 195V199L234 200V198L235 199H238V196H236L237 195V192H235V191H237L236 189H237V187H236V185L233 183V180L232 179H230L231 177H230V175L228 174V171L222 166V163H224V161H226V160H228L227 162L229 163V164H231V160H232V157L233 156H235L236 155V158L238 157V158H240L241 159V162L243 163L244 162V158H245V155H243V154H246L245 152L243 153V154H238L237 153V151L235 152V151H233L234 150V146H227V148H223L222 146V143H221V141H220V139H218V138H216V136H214V137H211L210 136V134H209V132L206 134ZM263 135H262V134ZM19 136H18V135ZM53 134V135H52ZM54 134H55V137H56V139H59V140H57V144H54V143H52V144H50V145H45V144H47L48 142H49V139L51 138V137H54ZM59 136H58V135ZM63 134H66L67 136H69L68 137V139H67V137H66V135H63ZM77 134H80V135H83V134H86L85 135V137H81L80 135H78L77 136ZM88 134H90V135H88ZM134 134H135V136H134ZM137 133L136 132H134L133 134H130V135H133V136H130V135H128L127 136V139H126V144H133V140L134 141H136V143H139V137L136 135ZM257 134V135H256ZM97 135V136H96ZM15 136V137H14ZM18 136V137H17ZM25 136H26V138H25ZM43 138H42V137ZM49 136H50V138H49ZM57 136H58V138H57ZM62 138H61V137ZM63 136H64V138H63ZM75 136H77L78 137V139H77V137H75ZM90 136V137H89ZM154 136H156V135H154V134H152L151 136H150V139L153 141V143L155 144V145H157V144H160V145H157V146H152L155 150L158 148V149H160L161 148V146L162 147H165L166 148V146H164V144L163 143H161L160 141H162V140H160L159 139V141H158V139H157V137H159V136H157V137H154ZM5 137V138H4ZM17 137V138H16ZM21 137V138H20ZM81 137V138H80ZM129 137H130V141H128L129 140ZM131 137H133V138H131ZM160 137H162V138H164L165 139V136L164 135H161ZM159 137V138H160ZM41 138V139H40ZM70 138H71V140H70ZM80 138V139H79ZM89 140H88V139ZM91 138V139H90ZM99 138V140L98 141H96L94 144L92 143V140L93 139H98ZM138 140H137V139ZM156 138V139H155ZM161 138V139H162ZM189 138V137H188ZM202 138H203V140H202ZM205 138V139H204ZM213 140H212V139ZM260 138V139H259ZM3 139V140H2ZM62 139V140H61ZM65 139L67 140V141H65ZM75 139H77V140H75ZM82 139H84L83 141H82ZM85 139L87 140V141H85ZM132 139V140H131ZM215 139V140H214ZM253 139V140H254ZM262 139V140H261ZM40 140V141H39ZM79 140H80V143H79ZM91 140V141H90ZM156 140V141H155ZM208 142H207V141ZM251 140V139H250ZM33 141V142H32ZM35 141V142H34ZM37 141H38V143H37ZM46 141V142H45ZM65 141V142H64ZM160 142V143H158V142ZM203 141V142H202ZM260 141H262V142H260ZM17 142V143H16ZM45 142V143H44ZM69 144H68V143ZM84 142V143H83ZM86 142L87 143H89V147H90V151H91V155H90V157L87 155H83L81 152H82V148L81 147H83V145H81V144H86ZM131 142V143H130ZM157 142V143H156ZM199 142V143H198ZM218 142V143H217ZM4 143V144H3ZM19 143V144H18ZM37 143V144H36ZM64 145H63V144ZM75 143V144H74ZM135 143V142H134ZM208 143V144H207ZM211 143V144H210ZM73 144V145H72ZM78 144V145H77ZM131 144V145H132ZM163 144V145H162ZM191 144H192V146H191ZM3 145H5V146H3ZM7 145V146H6ZM21 145V146H20ZM56 145V146H55ZM58 145V146H57ZM62 147H60V146ZM66 145V146H65ZM68 145H70V146H68ZM76 145V146H75ZM81 145V146H80ZM130 145V146H131ZM11 148H10V147ZM28 146H31V148L30 147H28ZM51 146V147H50ZM7 147V148H6ZM20 147V148H19ZM41 147V148H40ZM56 147V148H55ZM58 147V148H57ZM67 147V148H66ZM73 147V148H72ZM76 147H78V149L76 148ZM148 147H150V146H148ZM156 147V148H155ZM193 147H194V149H193ZM200 147V148H199ZM207 147H208V149H207ZM222 147V148H221ZM231 147V148H230ZM4 148V149H3ZM10 150H9V149ZM34 148V149H33ZM50 148V149H49ZM53 148V149H52ZM96 148V149H95ZM110 150H108V149ZM151 148V147H150ZM196 148V149H195ZM199 148V149H198ZM209 148H210V152H209ZM219 148V149H218ZM257 148V149H256ZM263 150H261V149ZM3 149V150H2ZM18 149V150H17ZM39 149V150H38ZM47 149V150H46ZM49 149V150H48ZM61 149V150H60ZM115 149H116V151H115ZM157 149V150H158ZM191 149V150H190ZM198 149V151H196ZM228 152H230V151H233V152H230L231 154H229L230 155V157H231V159H227V156H226V154H227V151ZM253 149V150H252ZM255 149V150H254ZM2 150V151H1ZM51 150V151H50ZM60 150V151H59ZM63 150H66V151H64L63 152ZM73 150V151H72ZM93 150H94V152H93ZM107 150V151H106ZM193 150V151H192ZM226 152H225V151ZM45 151V152H44ZM74 151H75V153H74ZM81 151V152H80ZM98 151V152H97ZM102 151H104V152H102ZM112 151H114V153L112 152ZM202 151V152H201ZM31 152V153H30ZM49 152V153H48ZM55 152V153H54ZM58 152V153H57ZM63 152V154H61ZM66 152H67V154H66ZM72 152V153H71ZM95 152H96V154H95ZM111 152V153H110ZM170 152H172V155L174 156H170ZM226 154H225V153ZM11 153V154H10ZM16 153V154H15ZM18 153V154H17ZM20 153V154H19ZM45 153V154H44ZM100 153V154H99ZM101 153H102V155H101ZM106 153V154H105ZM113 153V154H112ZM188 153V152H187ZM208 153H211V154H208ZM214 153V154H213ZM259 153H260V155H259ZM262 153V154H261ZM49 154V155H48ZM51 154V155H50ZM53 154H54V158H53ZM73 154V155H72ZM83 155V156H80V157H82L81 158V162L80 163H82V168H81V166H78V167H76L74 170H76L75 172H74V174H73V172H71L70 174H63V176H62V173H63V171H61L62 170V164L64 163L63 161H65V163L67 164V165H69L70 164V162H72L74 159V155L75 156H78V155ZM111 154V155H110ZM114 154H115V157H114ZM117 154V155H116ZM192 154V155H191ZM199 154H200V156H199ZM208 154V155H207ZM233 154V155H232ZM247 154H246V156H247ZM9 155V156H8ZM17 155H18V157H17ZM34 155V156H33ZM41 155V156H40ZM47 155V156H46ZM66 155H67V157H66ZM207 155V156H206ZM223 155H224V157H223ZM13 156H16L18 159H16V157H13ZM32 156V157H31ZM44 156H45V158H44ZM56 156V157H55ZM111 156V157H110ZM172 157V158H170V157ZM197 156V157H196ZM257 156V157H256ZM259 156H261V157H259ZM2 157V158H1ZM11 157V158H10ZM21 157V158H20ZM34 157H35V159H34ZM47 157V158H46ZM61 157H63V158H61ZM85 157V158H84ZM97 157V158H96ZM100 157V158H99ZM200 157V158H199ZM203 157V158H202ZM218 157V159L216 160V158ZM24 158V159H23ZM60 158V159H59ZM68 158H69V160H68ZM89 158V159H88ZM91 158V159H90ZM96 158V159H95ZM99 158V159H98ZM102 158H105L104 160L102 159ZM110 158V159H109ZM112 158H114V159H112ZM160 158H163V160L161 159L160 160ZM204 158H205V160H204ZM225 158V159H224ZM243 158V159H242ZM257 158V159H256ZM259 158V159H258ZM15 159V160H14ZM20 159V160H19ZM52 159H53V161H52ZM62 159H63V161H62ZM65 159V160H64ZM73 159V160H72ZM86 159V160H85ZM172 159V160H171ZM175 159V160H174ZM188 159V158H187ZM194 159V160H193ZM202 159V160H201ZM206 159H207V161H208V159H209V161L207 162L206 161ZM214 159V160H213ZM12 160H14V161H12ZM42 160V161H41ZM51 160V161H50ZM60 160V161H59ZM85 160V161H84ZM90 160V161H89ZM165 160V161H164ZM199 160V161H198ZM221 160V161H220ZM261 161V163H260V161ZM2 161V162H1ZM26 161V162H25ZM31 161H32V163H31ZM49 161H50V163H49ZM59 161V162H58ZM87 161V162H86ZM204 161H206V162H204ZM214 161V162H213ZM257 161H258V163H257ZM20 162V163H19ZM43 162H45L44 164H43ZM54 162V163H53ZM166 162V163H165ZM169 162V163H168ZM196 162V163H195ZM198 162V163H197ZM206 163V164H204L203 165V163ZM218 162H219V165H218ZM222 162V163H221ZM255 162H256V164H255ZM3 163H5V164H9V167H10V171H9V174H8V171H6L5 169H4V165H3ZM15 163V164H14ZM17 163V164H16ZM23 163V165H21ZM30 163V164H29ZM49 163V164H48ZM57 163H58V165H57ZM62 163V164H61ZM69 163V164H68ZM163 163V164H162ZM170 163H171V165H170ZM202 163V164H201ZM209 163V164H208ZM213 163V164H212ZM244 163H246V162H244ZM243 163V164H244ZM252 163H254V164H252ZM7 164V165H8ZM38 164V165H37ZM39 164H41V165H39ZM48 164V165H47ZM57 166H56V165ZM166 164V165H165ZM261 164V165H260ZM3 165V166H2ZM13 165V166H12ZM32 165V166H31ZM52 167H50V166ZM52 165H54V166H52ZM61 167H60V166ZM165 165V166H164ZM170 165V166H169ZM200 165V166H199ZM202 165V166H201ZM208 165V166H207ZM245 165V164H244ZM249 165H251V166H249ZM263 165H264V163H263ZM17 166V167H16ZM47 166V167H46ZM194 166H195V168H194ZM203 166H206V167H209V168H203ZM255 166H257V167H255ZM258 166L260 167V168H258ZM38 167V168H37ZM40 167V168H39ZM42 167V168H41ZM43 167H44V169H43ZM46 167V168H45ZM49 167V168H48ZM80 167V168H79ZM160 167H162V168H160ZM167 167V168H166ZM171 167H173V168H171ZM243 166H239V169H241ZM57 168V169H56ZM84 168V169H83ZM91 168V167H90ZM168 170V171H170V172H168L166 169ZM170 168H171V170H170ZM199 168V169H198ZM218 168V169H217ZM220 168V169H219ZM253 168V169H252ZM262 168V169H261ZM4 169V170H3ZM11 169H12V172H11ZM16 169V170H15ZM29 169V170H28ZM33 169V170H32ZM42 169H43V171H42ZM48 169V170H47ZM50 169V170H49ZM53 169H54V171H53ZM83 169V170H82ZM86 169V170H85ZM88 169V170H87ZM173 169V170H172ZM237 169V168H236ZM235 169V170H236ZM258 171H257V170ZM39 170V171H38ZM45 170V171H44ZM78 170V171H77ZM81 170V171H80ZM166 170V171H165ZM208 170V171H207ZM215 170V171H214ZM223 170V171H222ZM254 170V171H253ZM3 171V172H2ZM6 171V172H5ZM35 171V172H34ZM56 171V172H55ZM175 171V172H174ZM193 171V172H192ZM203 171V172H202ZM237 171H238V169L235 171V173H237ZM3 174H2V173ZM44 172V173H43ZM46 172H48V174L46 173ZM50 172H52V174L50 173ZM62 172V173H61ZM79 174H78V173ZM174 172V173H173ZM188 173V174H186V173ZM192 172V173H191ZM201 174H200V173ZM210 172V174H208ZM213 172V173H212ZM218 172V173H217ZM221 172V173H220ZM254 172V173H253ZM263 173V174H259L258 175V173ZM5 173V174H4ZM26 173V174H25ZM35 173V174H34ZM40 173V174H39ZM56 173H58V174H56ZM77 173V174H76ZM81 173V174H80ZM177 173V174H176ZM181 173V174H180ZM204 173V174H203ZM257 173V174H256ZM2 174V175H1ZM27 174H29V176L27 175ZM31 174V175H30ZM42 174V175H41ZM44 174V175H43ZM55 175V177H54V175ZM73 174V175H72ZM171 174V175H170ZM190 174V175H189ZM194 174V175H193ZM227 174V175H226ZM256 174V175H255ZM26 175H27V177H26ZM49 177H48V176ZM51 175H52V177H51ZM57 175H60V176H57ZM66 177H65V176ZM68 175V176H67ZM71 175V176H70ZM179 175V176H178ZM186 176V177H184V176ZM193 175V176H192ZM199 175V176H198ZM225 175H226V177H225ZM252 175H254L253 177H252ZM258 175V176H257ZM261 175V176H260ZM10 176V177H9ZM37 176H39V177H37ZM46 176H47V178H46ZM57 176V177H56ZM73 176L75 177V179H73ZM181 176H182V178H181ZM206 178H205V177ZM210 176V178H208ZM212 176V177H211ZM37 177V178H36ZM45 177V178H44ZM54 177V178H53ZM72 177V178H71ZM78 179H77V178ZM180 179H179V178ZM184 177V178H183ZM190 177H192V178H190ZM200 177V178H199ZM5 178V179H4ZM36 178V181L35 180H33V179H35ZM41 178H42V180H41ZM52 178V179H51ZM66 180H65V179ZM226 178V179H225ZM39 179V180H38ZM48 179V180H47ZM56 179H57V182H56ZM70 179V180H69ZM181 179H183L182 181H181ZM185 179V180H184ZM187 179V180H186ZM242 179V180H241ZM245 179V180H244ZM4 180H7V181H4ZM9 180V181H8ZM13 181V182H11V181ZM46 180V181H45ZM54 180H55V184L57 185V187L59 188V190H58V188L56 187L55 188V184H54ZM72 180V181H71ZM100 180V179H99ZM101 180H102V182H103V177H101ZM216 180V181H215ZM226 180V181H225ZM19 181V182H18ZM33 181H35V182H37V183H33ZM41 181V182H40ZM49 183H48V182ZM52 181V184L50 183ZM71 181V182H70ZM186 181V182H185ZM230 181V182H229ZM240 181H246V178H241L240 177ZM1 182H2V184H1ZM11 182V184L9 185V183ZM62 182V183H61ZM66 182H67V184H66ZM105 182H106V179H105ZM105 182H103V183H105ZM210 182V183H209ZM258 182V183H257ZM16 183V184H15ZM21 183H23V184H21ZM25 183H27V184H25ZM38 183H39V185H41V186H38ZM43 185H42V184ZM65 183V184H64ZM209 184V185H207V184ZM14 184V185H13ZM47 184H49V185H47ZM59 184V185H58ZM63 184V185H62ZM261 184H262V186H261ZM16 185V186H15ZM26 185V186H25ZM30 185L32 186V191H31V187H30ZM34 185V186H33ZM52 185V186H51ZM62 185V186H61ZM24 186L26 187V188H24ZM36 186V187H35ZM261 186V187H260ZM6 187V188H5ZM38 187H39V190H38ZM41 187V188H40ZM45 187H47V188H45ZM50 187V188H49ZM53 187V188H52ZM62 187V188H61ZM210 187V188H209ZM213 187L215 188V189H213ZM236 187V188H235ZM4 188V189H3ZM20 188V189H19ZM30 188V189H29ZM34 188H36V191H35V189ZM43 188V189H42ZM45 188V189H44ZM49 188V189H48ZM52 188V189H51ZM208 188V189H207ZM235 188V189H234ZM259 189V191L260 192H258L257 190ZM263 188V189H262ZM53 189H54V192H53ZM56 189V190H55ZM207 189V190H206ZM234 189V190H233ZM8 190V191H7ZM23 191V192H25V193H27L28 191H30V192H28L29 194H24L23 192H22V194L25 196V197H27L26 199L27 200H29L31 197H32V199H34L33 201H32V199H30L29 201L31 202V205H30V202L29 201H26V199H25V197L23 196V195H21V191ZM42 190V191H41ZM44 190V191H43ZM51 190V191H50ZM27 191V192H26ZM38 191V192H37ZM42 193H41V192ZM47 191V192H46ZM48 191H50V194H48L49 192ZM223 191V192H222ZM4 192H6L5 194H6V196H5V194H4ZM34 192V193H33ZM53 193V195H52V193ZM56 192V193H55ZM228 192H230V194H228V195H226V193H228ZM33 193V194H32ZM36 193H40V194H37V195H35ZM225 193V194H224ZM232 193V194H231ZM259 193V194H258ZM10 194V195H9ZM18 194H19V197H18ZM34 196H32V195ZM43 194V195H42ZM57 194H59V197H58V195ZM222 195V197H221V195ZM3 195V196H2ZM31 195V196H30ZM39 195H41V196H39ZM53 196V198H51L52 196ZM54 195H55V197H54ZM259 195V196H258ZM1 196H2V200H1ZM8 196H9V198H8ZM13 198H12V197ZM15 196L16 197H18L19 199L17 200V198H16V200H14L15 199ZM36 196H39V197H36ZM57 196V197H56ZM4 197H7V198H4ZM11 197V198H10ZM22 197H24V199L25 200H23V198ZM43 197V201L41 200V198ZM49 197L51 198L50 200L51 201H49ZM227 197V198H226ZM252 197H254V198H252ZM58 198V199H57ZM258 198V199H257ZM8 199V200H7ZM52 199H54V201L56 202V200H57V202L55 203V202H53V200ZM104 199H105V201H106V199H107V201H108V199L111 201H106V203H108V204H113L114 203V200L112 199V198H105L104 197ZM12 200V201H11ZM14 200V201H13ZM21 200V201H20ZM38 200V201H37ZM59 200V201H58ZM211 200V199H210ZM2 201H3V204H2ZM11 201V202H10ZM24 201V202H23ZM48 201V202H47ZM6 204H5V203ZM33 202H35L34 204H42L41 206H43L42 208L43 209H47V212H46V214L47 215H40L39 214V212H37L36 210H35V205L33 204ZM37 202V203H36ZM45 202V203H44ZM53 202V203H52ZM113 202V203H112ZM17 203L20 205L21 203H22V205H17ZM29 203V204H28ZM52 203V204H51ZM6 206H5V205ZM7 204H8V206H7ZM47 204H50V205H47ZM54 204V205H53ZM57 206H56V205ZM13 205V206H12ZM52 205V206H51ZM17 206V207H16ZM20 207V209L21 210H23V211H21L20 209H19V207ZM25 206H27V208L25 207ZM48 206H49V208H48ZM55 206V207H54ZM45 207V208H44ZM52 207V208H51ZM25 208V209H24ZM28 208H30L29 209V211L27 210ZM56 208V210H54V209ZM259 208V209H258ZM262 208V209H261ZM17 209H19V210H17ZM33 209V210H32ZM51 209V210H50ZM55 211V213H54V211ZM6 210V209H5ZM81 212L82 211H85V209H79ZM258 210H260V211H258ZM263 210V211H262ZM249 211H250V213H249ZM17 212V213H16ZM258 214H257V213ZM260 212V213H259ZM22 213V215H20ZM31 213V214H30ZM39 215H38V214ZM120 213V212H119ZM253 213H254V216H253ZM262 213H263V215H262ZM34 214H36V215H34ZM52 214V215H51ZM248 214V215H247ZM251 214V215H250ZM26 215V216H25ZM30 215V216H29ZM54 215V216H53ZM126 215H128V214H126ZM187 215H189V214H187V213H185L184 212V214L182 215L183 217H184V219H183V217H182V219L183 220H181V221H183L184 222V224L182 223V224H180V225H178V226H182V225H187V220L189 219V216H187ZM23 216V217H22ZM45 216V217H44ZM187 216V217H186ZM258 216H260V217H258ZM30 219H29V218ZM37 217V218H36ZM52 217H54V218H52ZM58 217V218H57ZM138 217V216H137ZM197 217V215H193L192 214V216H190V220L192 221V219H198V217ZM249 217V218H248ZM27 218V219H26ZM33 218V219H32ZM130 218H132V221H133V215H131V217ZM139 218V217H138ZM185 218H186V220H185ZM255 218V219H254ZM258 218H259V220L260 221H257L258 220ZM26 219V220H25ZM36 219V220H35ZM42 219V220H41ZM254 219V220H253ZM25 222H24V221ZM131 220V219H130ZM249 220V221H248ZM253 220V221H252ZM27 221V222H26ZM31 221H32V223H31ZM40 221V222H39ZM53 221V222H52ZM161 221L163 222V218L161 219ZM185 221H186V223H185ZM194 221V220H193ZM161 222V223H162ZM251 222V223H250ZM260 224H258V223ZM262 222H263V224H262ZM29 223H30V225H29ZM36 223V224H35ZM34 226H33V225ZM40 224V225H39ZM57 225L58 224V226H55V225ZM61 224H63V223H61L60 222V226H61ZM176 224H179V222H177ZM250 224H251V227H250ZM29 225V226H28ZM97 226L96 227H98L99 226V223L97 222V224H96ZM149 225H150V223H149ZM148 225V227H151L152 225L154 226V224H152L151 226H149ZM259 225V227H257ZM178 226H176V227H178ZM190 227H193L192 225H189ZM260 226H262V227H260ZM5 227H8V226H5ZM80 227H86L85 226V224H82V226H80ZM164 227V226H163ZM173 227H175V226H173ZM187 227V226H186ZM207 227H209V226H207ZM211 227V226H210ZM229 229V227H226V226H222L220 229H219V231H218V236H217V238L219 239V243L218 242H213L212 241V243H210L209 242V239H207L206 241H202L203 243H198L197 245L195 244V245H193V246H195L196 247V249H193L192 251H194V250H198V251H201L202 253H201V261L202 262H200V264H211V262H212V260H210L212 257H213V254H212V250H217L216 252H215V254H214V257L216 258V256H218V259H219V264H227V259L229 258V255H232V256H238V257H240L241 256V252H240V250L238 251V249L236 248L235 249V247L233 248L232 247V244H231V239H228V236L226 235V230H228ZM224 230V231H223ZM256 230V231H255ZM204 231V230H203ZM208 231V229H206V231H204V232H206L205 233V237L206 238H209V237H211L210 235H209V232H207ZM151 233V232H150ZM209 235V236H208ZM255 236V237H254ZM220 237H223V242L221 243V238ZM55 240V239H54ZM210 243V244H209ZM209 244V245H208ZM217 245V246H216ZM229 245V246H228ZM263 246H264V244H263ZM203 249V250H202ZM208 249H212L211 250V252L209 253V250ZM225 249V250H224ZM229 249H231V250H229ZM263 249H264V247H263ZM76 250V249H75ZM206 250V251H205ZM221 251V250H223V251H221V253H219V254H217L219 251ZM77 251V250H76ZM225 251V252H224ZM228 251V253H226ZM191 253V251H189L187 248H186V255L188 256V257H191L192 256V254H191V256H189L190 255V253ZM230 252V253H229ZM189 253V254H188ZM229 254V255H228ZM207 255V256H206ZM210 256V257H209ZM207 257V258H206ZM209 258V259H208ZM214 258V259H215ZM213 259V258H212ZM59 262V261H58ZM58 262H56L55 264H58ZM31 264H33V263H31ZM60 264V263H59ZM191 264V263H190Z\"/></svg>",
	"mask_w": 264,
	"mask_h": 264
}]
</instances>
